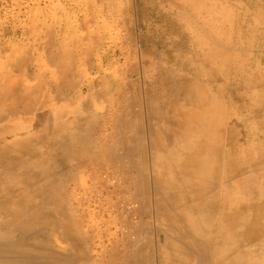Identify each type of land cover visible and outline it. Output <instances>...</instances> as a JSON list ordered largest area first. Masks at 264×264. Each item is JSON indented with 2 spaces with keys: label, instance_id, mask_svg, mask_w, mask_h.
Wrapping results in <instances>:
<instances>
[{
  "label": "rangeland",
  "instance_id": "rangeland-1",
  "mask_svg": "<svg viewBox=\"0 0 264 264\" xmlns=\"http://www.w3.org/2000/svg\"><path fill=\"white\" fill-rule=\"evenodd\" d=\"M109 1H110V3L108 1L104 2V0H103V2H102V0H0V60H1L0 61V68L2 67V69H0V74L2 73V76L4 78L3 79L2 76L0 75V80L3 79L0 81V94H1L0 95V106H3L2 110L0 111V115L2 114V116H4V114H5V116H6V114L8 112L9 114H11V113L13 114V115L12 114L10 115L11 119H14L16 121L20 120V119H24V120H31L32 122H36V121L40 120L41 116H43V115L45 116V115L49 114L50 116H53V113L49 111L50 109H55V110L58 109V111L71 109L72 113L67 114L65 117L74 116L76 114L87 116L88 118H90L87 121V123H89L91 125L89 127L90 132L88 134V137H89L92 145L93 144H95V146L101 145L102 149L104 148L103 150L101 149V153L103 154V156L101 158V161L103 160L101 166L105 169L104 171L107 170V172H110L113 175L114 174L116 175L117 173L119 174L118 177H119L120 181H116V182H118L117 186H119L118 189L120 187H122V189L120 188L119 190L122 192L121 193L122 196L124 195V197H125L124 200L119 199L117 201L118 195L117 194L115 195L112 191H110L113 188V184L109 183L108 185H106L104 187L102 186V184L100 183V179H99V173H97L98 171H96L98 169H97L95 163L90 164L88 169H85V168L77 169L78 171L75 170L74 172H71L69 175L61 178L63 180L58 181V182H60V181L66 182L65 188H66V190H68L67 192H69L68 198L66 199L67 201L65 200L64 202H62V203L60 202V203H61V205H65V206L70 205V207L66 206V208H64V210H67V212H70L73 215L72 217H74V218L80 214L81 215L84 214L82 217L80 216L78 218H80V221H81L79 224V227L81 225L85 234L80 230L81 229V227H80L79 230L74 229L75 232L73 234L74 237L72 236L73 239L71 238V240L68 239V241H64L66 239L60 237L58 235V232L56 234H54L51 231V233H50V229H48L49 227H47V226L43 227V225H42V227H43V229L45 228L44 229L45 231L44 230L41 231L40 229L42 227L40 226L41 227L40 228L39 225H37L35 228V225H36L35 224L34 226H31V229L29 230L30 232H28L29 234L27 233V236L29 237V241L24 240V241H26L24 243L21 240L22 242L20 241V244H22L21 245L22 248L20 247V244H19L20 249L16 250V251L18 252V251H21V249H22L23 254H25V253L28 254L29 251L31 252V249H32L31 247H33L32 245H34V247L36 249L37 248L39 249L42 246L40 244V242L42 241L41 239H43V240L48 239V241H44V242L42 241L41 243L46 244V246H50L51 251L49 250V248H47L48 250L41 248V249H39V251H36L34 249L35 252L38 253V255H36V253H32L33 251L31 252L32 255L35 254L37 257V256L42 255L41 253L44 251L46 253V255H45V253H43L45 256L44 255H42V256H44L45 258H42L40 256V259L41 258L45 259V261H47V262L45 263V261H43L42 259L40 261L38 257H37L38 261L34 259V262H41L40 264H42V263H45V264H48V263L49 264H84V263L89 264V262H91V264H98V262H99V264H110V263H106L109 261V260H107L108 257H110L109 259H110V261H112L111 264L112 263L118 264L119 263L118 261H120V259H121V263L124 264L125 259H123V258H126L128 256V261L126 259V261L128 262L127 264H132V263L138 264L137 263L138 258H139V263L142 264L141 262H143V259L146 256L147 252H152V258H154V256H155V258L160 257L159 259H161V254L163 253L162 250L167 252L166 249L169 247L168 254L171 250L172 253H170V254L173 255V258H172L173 261L171 259H170V261H169V259H167V261H169L168 264H172V263L173 264H187L189 261H190L189 264H200L199 261L197 260V257L193 256V255L197 254V252H194L195 249H193V248L196 247L198 249L197 251L200 252V250H199V247L201 248L200 244L198 243V245H196L192 240H190L191 237H189V236L188 237L184 236V239H183V236H180V234H182L184 231H185L184 232L185 234L188 233L187 231H189L186 224H183L180 221H178V216L180 214H182L183 212H185L187 205H170L174 209L173 210L170 206L164 205V201L162 200V202H161L160 199H158V200H160L158 202L159 203L161 202L162 205H157L155 203L156 200L155 201L153 200V195H152L153 194V192H152L153 188L152 187L154 186V178L156 179L157 170H158L159 166H162L160 168L162 171V174L167 172L163 176L165 179L170 180L171 175H173V174H176L175 177L177 178V180L185 178V175L182 174V172H181L180 164H178L177 162L181 161V163H182L183 161L184 162L186 161V158L183 157V152L189 150V145H191L194 142L195 136L188 135L182 139V138H178L177 135L174 134V131H171L169 129L167 131L165 130L166 131L165 132V131L160 130V128L164 125H169L170 121L174 122L178 118H180L179 113L177 112L176 109L179 106L183 105V100H182L183 96H179V95H182L181 91L186 92L185 89H188L187 90L188 91L187 94H188L191 92V87L193 85H198V84L200 85L202 83L200 85V86L203 85L202 88L200 86H198V87H200L203 90L205 89L204 90L205 92L203 90L202 91L204 92V95L208 96L207 98H209L208 104H207V102H206V104H205V102H202L199 104L197 103L198 106L196 105V107H194L195 105L192 106V104L190 102L191 100H189V102H188L189 104L187 105L188 109L191 110V113L198 116L196 119H199V117L201 118V119H199V124L204 125V130L207 126L208 127L211 126L212 128H214L215 129L214 134L217 137H219L220 140L223 142L225 141V136L227 135L228 131L226 130L225 134L221 133L220 131H218L217 125H220V126L228 125L227 126L228 128L233 127V129L237 130L238 135H240L239 139L241 141L243 140V138L249 139V141L251 142L250 154L255 157V161L257 160L258 162H260L261 165H263L262 164L263 161H261V160L259 161V158L264 155V144L262 143V141H259V139L262 136L264 137V134L262 133V131L260 132L259 129H256V125L254 124V100L252 99V98H254V90H251V89L254 88V74L261 73V71H262V66L260 64V60L258 57L259 53L257 54V52H254V43H255V41H257V37H258L257 32L261 29L264 30V8H262V6H264V0H258V2H257V0H140V1L139 0L138 1L137 0H109ZM111 1L113 2V4H111ZM102 3L103 4L105 3L106 5H102ZM100 4H101V6H104L103 8L107 9V10L105 9V11H107L106 13H104V14H106L105 16H104V14L102 15L103 8L100 6ZM109 4H111L112 6ZM113 5H117V6L114 7ZM135 5H136V8H135ZM106 6L107 7L109 6V7L107 8ZM110 6L112 8H110ZM132 6H134V8ZM96 7L99 9L100 12L98 11V9ZM116 7H118V9L120 8V10H116V11H118L117 13L118 14L120 13L121 16L118 14L116 15V12L114 11V9H116ZM171 7H173V8H171ZM96 9H97V11H95ZM109 9H113V10H110L111 11L110 12V11H108ZM122 10H124V11H122ZM112 11L115 13L116 16L113 15L114 13H112ZM103 12H104V10H103ZM109 13H112V17L114 16L112 18V20H111V15H109ZM134 13H136V14L134 15ZM141 13H143L144 15ZM140 15H142V16H140ZM117 16L119 18H117V20H116L117 22H114V18L116 19ZM131 16H132V18H131ZM125 18H126V20H125ZM109 19H110V22H108ZM104 20H106V22ZM83 21H84V24H81V22L83 23ZM137 21H139L138 24H137ZM123 22H124V24H123ZM126 22H128V23H126ZM174 24H175V26H174ZM109 25H111V26H109ZM131 25H132V27H131ZM133 26H136V27L133 28ZM137 26H138V28H137ZM171 26L173 27V29ZM113 29H114V31H113ZM163 29H165V30H163ZM80 30H82V31H80ZM131 30H133L136 33H134ZM143 30H144V32H143ZM168 30H170V31H168ZM173 30H174V32H172ZM85 31L87 32V34ZM109 31H111V32L109 33ZM84 32H85V36L87 35V36H91V37H89V38H87V36L85 37ZM162 32H164V34L165 33L166 34L164 35ZM185 32L187 34H185ZM95 33L100 34V36H98V37L95 36L94 35ZM170 33H171V35H170ZM172 33L175 34L177 37L175 35L173 36ZM101 35H103V37ZM120 36H121V38H120ZM133 36H135L134 38L137 39V44H135L136 40L134 38H132ZM65 37H67V38L65 39ZM92 37H96V38L92 39ZM126 37H127V39H126ZM72 38H74V39L76 38V40L71 41ZM80 38H83V39L80 40ZM181 38H183L185 41L182 39V41L178 42V39L181 40ZM67 39H69V41ZM164 39H167V40H164ZM79 40H80V42H83V43L77 44L75 47L73 42L79 43ZM163 40H164V42H163ZM145 41L148 43H146ZM172 41L174 43L177 42V44L179 43L181 48L184 45L183 48L181 50H179L180 46L176 47L177 44L175 43V45H174ZM86 43H87V45L85 46ZM182 43H183V45H182ZM89 45L92 46V47H90V49L87 48V46L89 47ZM105 45H106V47H105ZM136 45H139V46H137V47H139L138 51H137ZM165 45H166V47H165ZM168 45H170L171 47ZM172 45H173V47H172ZM129 46H130V48H129ZM167 46L170 48H167ZM83 47H86L87 49L84 50ZM103 47H105V48H103ZM184 47H185V49H184ZM79 48H80V50H79ZM141 48H142V50H141ZM145 48H147V50L150 49V51L145 52L143 50ZM164 48L166 50H164ZM174 48L177 50H175ZM168 49H170L171 52H169L170 50L168 51ZM73 50H75V51H73ZM90 50H91V52H90ZM126 50H127V52H126ZM134 50L136 51V53ZM182 50L184 53L182 52ZM228 50H230V51H228ZM129 51L131 53H129ZM74 52L78 53L77 56H74V55H76ZM167 52H169V55H166V54H168ZM181 52L184 55L185 54L186 55L185 56L182 55ZM71 53H74V55H71ZM254 53H255V55H254ZM65 54H67V55H65ZM83 54H84V56H83ZM85 54H86V56H85ZM123 54H124V56H123ZM125 54H129V55H125ZM135 54H137V58L134 61ZM151 54H153V55L155 54L156 56L155 55L153 56ZM159 54H161V55H159ZM63 55L67 56V57H64ZM158 55H159V57H157ZM126 56L127 57L130 56V57H128V59H126L127 58ZM178 56H179V58H178ZM183 56H184V59L186 61H184V59L182 60ZM186 56L187 57L189 56L190 58L188 57L189 58L188 59ZM192 56H194V57H192ZM87 57H88V59H87ZM169 57H170V59H169ZM71 58H72V61H71ZM74 58H76V59H74ZM129 58L131 60L132 59L133 60L131 61ZM165 58H167V59H165ZM191 58H193V59H191ZM80 59H81V61H80ZM93 59L95 60L94 62H93ZM173 59L175 61H173ZM198 59L200 60V62ZM205 59H206V61H205ZM82 60H84V61H82ZM89 60H90V62H89ZM126 60L127 61L129 60V63ZM177 60H178V63H177ZM188 60H190L191 62ZM73 62L74 63L78 62L79 64H74ZM100 62H101V64H100ZM63 63L65 65H63ZM157 63L160 65V67ZM183 63L186 64L187 66L183 65ZM198 63H201L202 65H200ZM108 64H109V66H107ZM131 64H132V66H131ZM191 64H193V65H191ZM204 64L206 66V69H204L205 68ZM72 65L76 66V69H72L73 68ZM34 66H36V67H34ZM38 66H41L40 69L38 68ZM71 66H72V68H70ZM183 66H184V68H183ZM201 66H202V68L204 67L203 70H202ZM65 67H67L68 70L72 69V72L66 70L67 68H65ZM79 67H81V68H79ZM102 67H104L103 70L101 69ZM129 67H130V70H129ZM145 67H147V68H145ZM198 67L201 70H199ZM212 67H213V69H212ZM35 68L38 70L34 71V70H36ZM78 68L80 69L79 71L77 70ZM82 69H83V71H82ZM90 69H92V70H90ZM121 69H122L123 73H122ZM124 69L126 71H124ZM144 69H145V71H144ZM39 70H40V72H39ZM41 70H43V71L41 72ZM7 71L10 73H8ZM12 71H13V74H12ZM209 71L212 75L209 74ZM4 72L5 73L7 72V75H5ZM14 72L16 73V75H15V77L13 76L14 78L11 79L12 75H14ZM64 72H66V73H64ZM73 72L75 75L73 74ZM100 72H102V73H100ZM131 72H132V74H131ZM196 72H199V73L196 74ZM35 73H37V74L35 75ZM67 73L68 74L71 73L70 74L71 79L68 78L69 75ZM88 73H89V75H88ZM163 73H165V74H163ZM203 73H204V75H203ZM53 74H56V76H54ZM63 74L65 77L63 76ZM66 74H67V76H66ZM93 74H95V75H93ZM195 74H196V76H194ZM4 75L6 77L10 76V79L5 78ZM90 75H93V77ZM98 75L102 81L98 78ZM191 75H193V76H191ZM199 75L203 76V77H200ZM208 75H210V78L208 77ZM17 76H18V78H17ZM48 76H49V78H47ZM166 76H167V79H165ZM206 76L208 77V79ZM213 76H214V79L212 78ZM160 77H161V79L158 80V78H160ZM179 77H181V78L184 77V79H181ZM187 77L190 78V80L186 79ZM191 77H192V79H191ZM25 78L29 79V81L32 80V82L31 81L25 82V81H28ZM67 78H68V80H67ZM80 78H81V80H80ZM119 78H121V79H119ZM195 78L197 80L199 79L198 80L199 82ZM204 78H206V79H204ZM216 78H218V79H216ZM168 79H169L170 83L168 82L167 85L162 84V82H164V81H165V83H167ZM210 79L213 81H211ZM121 80H123V81L121 82ZM141 80H143V81H141ZM154 80L157 82H155ZM195 80H196V82H195ZM5 81H6V84H5ZM23 81L25 82L24 85L21 84ZM51 81H52V83H51ZM73 81H74V83H73ZM173 81L175 82V84L172 83ZM191 81L193 83L195 82L197 84L194 83L192 85ZM138 82L141 84H139ZM47 83H49L50 85ZM72 83L74 86H70ZM125 83H127V84H125ZM156 83H159V84L156 86ZM181 83L184 85H182ZM218 83H219V85L222 86L221 88L218 85ZM19 84L22 86L20 87ZM62 84H64V85H62ZM76 84L78 86H76ZM138 84L140 85L139 87H137ZM169 84H171V85H169ZM179 84L181 86H183V88ZM189 84H191L192 86L191 85L189 86ZM52 85H53V87H52ZM81 85H82V87H81ZM120 85L123 87V89H122V87L120 88ZM150 85H151L152 89H151ZM176 85L179 87H177ZM212 85H214L213 88H212ZM59 86L61 88H59ZM127 86L128 87L130 86L133 88L129 89L130 88L129 87L127 89ZM166 86H168L167 87L168 89L165 88ZM171 86H173V88H175L174 91H173ZM217 86L219 89L217 88ZM13 87H16L15 88L16 90L15 89L12 90ZM18 87H20V88H18ZM42 87H43V89H42ZM57 87H58V89H57ZM67 87H69L70 89ZM71 87H74L75 89L71 88ZM135 87H137V90L141 88L140 89L141 91L140 90L137 91L135 89ZM118 88L121 89L122 91L119 92L120 90ZM145 88H147V89H145ZM160 88L162 90H159ZM50 89L52 90V92L50 91ZM72 89H74V90H72ZM96 89L98 90L97 92H96ZM157 89H158V91H157ZM169 90H171V92L173 91L172 95L170 94L171 92ZM179 90H180V92H178ZM1 91L2 92L5 91V92L2 93ZM12 91H14V92H12ZM61 91H63V92L61 93ZM131 91H133V92H131ZM134 91H135V93H134ZM175 91L177 93H175ZM65 92H67V93H65ZM140 92L143 95H141ZM146 92H147V95H146ZM219 92L221 93V95ZM73 93H74V95H73ZM90 93H91V95H90ZM120 93L122 96L120 95ZM178 93H180V94H178ZM205 93H207V94H205ZM209 93H210V95H209ZM96 94H98V95L100 94V95L98 96ZM138 94L140 95V97L138 96ZM58 95L60 96V99L61 98H63V99L59 100ZM130 95L133 97L135 96L137 98L143 99V100H140L141 102L143 101L141 103L143 105V107H142L143 109L141 108V111L139 113V115L142 114L141 116H139V115L137 116L138 113L135 114L136 113L135 111H133L134 113L132 114V116H131V113H127L128 110L126 109L125 105L127 104L128 98L129 99L132 98ZM141 96H144V97H141ZM156 96L158 98H156ZM64 97H65V99H64ZM151 97H152V99H151ZM250 97L252 100L250 99ZM115 98H117V99H115ZM176 98H178V99H176ZM159 99H161V100H159ZM145 100H146V102H145ZM147 100H149V101H147ZM152 100L154 103L152 102ZM166 100H168V101L166 102ZM35 101L37 102V103H34L36 106L33 104V102H35ZM163 101H164V103H162ZM95 103L97 105L103 106V107H99ZM145 103H146V105H145ZM192 103H193V101H192ZM212 103L216 104L218 106V108H216V110H213ZM107 105H109L110 107ZM148 105L149 106L151 105V106L149 107ZM171 105L172 106L174 105V107H170ZM83 106H86V107L82 108ZM156 106L158 109L156 108ZM168 106H169V108H168ZM97 107H99V108H97ZM90 108H92V109H90ZM145 108H146V111H145ZM155 108L157 111H159V113H157ZM159 108L162 110H159ZM123 109L126 110V112L125 111L122 112ZM147 109L151 110L152 112L151 111L148 112ZM111 110L113 112H111ZM262 111H264V110H262ZM22 112H25V113H22ZM115 112H116V114H115ZM122 113L124 115H122ZM143 113L145 115L148 113L146 115L148 117H146ZM9 114H7V115H9ZM142 116H144L143 119H142ZM130 117H131V119H130ZM111 118H112V120H111ZM122 118H127V122H125V124H123L124 122L122 123ZM172 119H173V121H172ZM218 119H220V120L225 119L226 123H221V122H219ZM100 120L101 121L103 120L101 122V124H100ZM233 120H236V122H234ZM131 121H132V123H130ZM138 123H139V125H138ZM145 123H147V125ZM207 123H208V125H207ZM113 124L116 126L115 129H117V130L114 129ZM125 125L127 128L124 127ZM130 125L131 126L133 125L132 128L130 127ZM160 125H161V127H160ZM137 126L141 128V131L138 132ZM101 127H102V129H101ZM135 127H136V129H135ZM103 128L105 131L103 130ZM147 128H148V130H147ZM154 129H155V132L153 131ZM145 130H147L148 132ZM112 131H113V133H112ZM151 131H153V132H151ZM168 131H169V133H168ZM103 133H105V134H103ZM140 133L143 136H141ZM154 133L156 135L155 138L157 137L156 139L153 138ZM161 133H162V135L164 134L163 137H161L162 136V135H160ZM106 134H108V135H106ZM110 134H111V136H110ZM168 134H170V135H168ZM132 135L134 137H132ZM157 135H159V137ZM135 136H137V138ZM92 137L95 140L92 141ZM114 137H115V139H114ZM142 137L144 139H142ZM145 137H147V138H145ZM168 137L169 138L171 137V138L169 139ZM124 138H126L125 141H123ZM140 138L143 140L144 143L142 142V140H140ZM116 141H117V143H116ZM119 141L120 142L123 141L126 144V147H128V148H126V150H125V149H122L121 147H119V143H120ZM146 141L148 142V144L146 143ZM157 141L160 144H158ZM130 142H132L131 143V145H132L131 149H130V147H131ZM139 143L142 145H139ZM92 145H91V147H92ZM138 147H140L141 149ZM116 148H117V150H116ZM143 148L144 149L146 148L145 153H144ZM108 149H110V151ZM130 150H132V151H130ZM106 151H107V153H106ZM113 151H115V154ZM125 151L127 152L126 157L123 156ZM133 151L135 152V154ZM55 152H56V154L60 153L59 150H56ZM111 152H113V154H111ZM130 152L131 153L133 152V153L131 154ZM104 153H106V154H104ZM147 153L148 154L150 153V154L148 155ZM107 154H109V155H107ZM116 154L119 155L117 158L115 157ZM131 155H132V157H131ZM113 156L115 157V158H113L115 160L111 159ZM150 157H152V158L150 159ZM131 158H133L134 163L131 161ZM145 159H147V160H145ZM149 159H150V161H149ZM117 160L118 161L120 160L119 161L120 163ZM88 161H89V163L91 162V160H88ZM146 161L148 163H145ZM153 161H154V163H153ZM115 162L116 163L118 162L119 165H118V163L116 164ZM135 162H137L139 164H137V163L135 164ZM155 162L158 163V167L155 165ZM74 163H75V161H69L67 164H69V166H70ZM149 163L151 166L150 165L148 166ZM104 166H106V167H104ZM120 166H122V167L120 168ZM107 167H109V168H107ZM139 167H140V169H139ZM148 167H149V169H148L149 172L147 170ZM150 167H151V169H150ZM136 168H138L139 170H137ZM142 168L143 169L146 168V170H147V171H145V170L143 171L144 172L143 177H142ZM127 169H128V171H127ZM81 170H83V171H81ZM136 170L139 172L141 171V172L135 173ZM124 171H127V173ZM34 172L39 173V170L37 168H35ZM86 173H88L89 175ZM151 173L153 176L151 175ZM90 174H91V176H90ZM125 174L126 175L127 174L134 175V177L128 175L129 176V178H128V176H126ZM135 174L136 175L138 174L139 177L136 176ZM124 175L126 176V179H123V178H125ZM75 176H76V178H79V179H73V178H75ZM136 177H138L137 180L140 181V183L138 185L136 184L138 182L136 180ZM145 178H148V181H150L151 183L148 182L147 179H145ZM84 179H85V181H83ZM67 180H68V183H67ZM74 180H75V182H74ZM132 180H136V183L134 185L132 184L133 183ZM141 180H142V182H141ZM145 180H146V183L148 182L147 183L148 185L145 184ZM151 180H153V182ZM89 181H91V183H93V184L91 185V183ZM79 182L82 184H80ZM119 182L121 184H119ZM77 183L79 185H77ZM122 183H123V185H122ZM149 183H150V185H149ZM71 184H73V186ZM140 184H141V186H140ZM151 184L153 185L152 187H151ZM144 185H147V187L149 186L150 188L148 187L149 189H147L146 186L144 188L143 187ZM78 186H80L79 188H81V192H80V189L78 188ZM95 186H96V188H95ZM108 186H109V188H108ZM137 186H138V188H137ZM91 188L94 190L91 191L92 190ZM104 188H106L107 190ZM134 188H137L138 189L137 191H140V189L142 188L141 192H139V193L137 192L136 194L137 195L139 194L138 199L142 198V199H140L141 201H143L144 199L148 200L149 202L146 201L147 205H143V206L131 205L132 203L129 202L128 197H130L133 192H136L135 191L136 189L134 190ZM77 189H79V190H77ZM127 189H128V191H127ZM145 189H146V191H145ZM180 189L183 190V188H178V187L173 188V189H165L161 195L169 197V195H171L173 192L174 193L179 192ZM173 190H175V191H173ZM90 191L92 192V194L90 193ZM144 191H145V193H144ZM188 191L189 190H187V195L189 197H191L192 193H191V191H189V192ZM77 193H79V194H77ZM105 193H106V195H105ZM109 193L110 194L112 193V194L108 196ZM133 194L135 195V193H133ZM148 194L149 195L151 194L152 197L150 198V196H148ZM58 195L61 196V193H59ZM71 196L74 198H72ZM98 196H99V198H98ZM100 196H102V197H100ZM96 197L98 199H100V201H98V199H97V202H99V203L96 202ZM147 197H149V199H146ZM74 199H76L75 202H74ZM102 199H103V201H102ZM114 199H115V201H114ZM106 200H107V202H106ZM113 201L115 203L117 201V203H119V204H117V206H114ZM151 201L154 203L152 204ZM78 202H79V204H78ZM80 204L82 207L80 206ZM87 204H88L89 208H87V206H86ZM106 204H107L108 209H106V206L103 209L104 205H106ZM122 204H124V205H122ZM48 206L51 207V205H42V208L47 209ZM75 206H77V208ZM188 206L191 207V205H188ZM192 206H196V205H192ZM98 207H100V208H98ZM114 207L120 208V210H118ZM133 207H136L138 209L133 208ZM156 207H158V208H156ZM110 208H112V209H110ZM142 208H143L145 215H142L143 212L141 213ZM155 208H156V211L154 210ZM78 209L81 211H79ZM115 209L118 211H115ZM101 210H103L104 213ZM107 210H109V211H107ZM91 211H92V213H91ZM119 211L121 212V214ZM123 211L125 212V215L126 214L128 215L127 217L129 219L127 217L126 218L124 217L125 215H123L124 214ZM154 211H155V214H154ZM164 211H165V215H167V217L163 214ZM98 212H100V214ZM101 212H102V214H101ZM111 212H113V216H115L116 219L114 217H112ZM74 213H76V215L77 214L78 215L75 216ZM90 213H91V215H90ZM97 213L99 215L95 216V215H97ZM114 213H116V214H114ZM139 213L144 217H141V215ZM156 213H160V214H156ZM168 213H170V214L172 213V214L169 215ZM119 214L121 215V217H119V219H118L117 217L120 216ZM245 214L247 216H249L250 211H247V210L244 211V215ZM154 215H155V217L158 215L159 216L162 215V217L158 216L154 220ZM57 216H58L57 218L61 217L60 215H57ZM91 216L93 218L96 217V218H94L95 220L93 219L94 221H92ZM146 218L149 221H147ZM165 218L166 219L169 218L170 220L169 219L166 220ZM81 219H83L84 221H82ZM85 219L87 222L85 221ZM111 219H112V221H111ZM114 219L116 220V222ZM126 219H128V220H126ZM150 219H151V222H150ZM159 219H161V220H159ZM88 220L90 223L88 222ZM117 220H118V222H117ZM97 221H99V222H97ZM121 221H125L126 223L125 222L124 223L127 226H124L125 224L123 222L120 225L119 222L121 223ZM111 222L112 223L114 222L115 224L117 223L116 226H115V224L111 225ZM131 222H132V224H131ZM138 222H140L139 226H138ZM146 222L148 224H146ZM169 222H170V224H172L171 226L168 224ZM154 224L156 225V227H154L155 226ZM97 225L99 226V228H97L98 227ZM118 225H120V226L118 227ZM141 225L145 226V230H144L143 226L141 227ZM152 225H153V227H152ZM173 225H174V227H173ZM128 226L131 229H133V228L134 229L130 230V228ZM86 227H88V229ZM93 227H96V229H94ZM115 227H116V229H114V230L116 232L115 231L113 232V228H115ZM137 227H140L143 230H140L138 228L139 233L135 231L134 232L135 234H134L132 231L137 230L136 229ZM165 227H167V228H165ZM168 227H169V230H168ZM170 227H171V229H170ZM126 228H128V229H126ZM152 228H154V229L152 230ZM214 228H215L214 225H208V226H202L201 227V229H203V230L213 229V230H211L212 233L214 231ZM156 229H158V230H156ZM160 229H162V230L164 229V231L161 230L162 231L161 232V231H159ZM172 230H174V231L172 232ZM146 231L148 232V234ZM157 231H158V233H157ZM165 231H166V233H165ZM33 232L34 233L37 232V234H35L36 237H37V235H39L37 240L35 238V235L32 234ZM120 232L122 233V235ZM125 232H126V236H123V235H125ZM131 232L133 233V235H131ZM149 232H151V234ZM42 233H43V235H42ZM108 233L111 236H108L109 235ZM129 233H130V235H127ZM167 233L170 235L168 236ZM40 234H41V236H40ZM50 234H51V236H50ZM137 234H138V236H137ZM146 234H147V236H146ZM44 235L45 236L49 235V236H46V238H45ZM79 235L80 236L83 235L81 237L84 238L83 239L84 243H83V240H81L82 238ZM116 235L119 238H117ZM142 235H145V237L144 236L143 237L146 240L145 239H142L143 241L140 240L141 238H143V237H141ZM17 236L21 238L22 235L20 233L19 234L17 233ZM31 236H34L35 239H33V237L31 238ZM78 236L81 239H78L79 238ZM84 236H87V238ZM120 236H122V237L120 238ZM161 236L163 237V239ZM164 236H165V238H164ZM174 236L177 237V239H175ZM47 237H49V238H47ZM58 237H59V239H58ZM219 237L222 238L221 234L219 235ZM54 238H56L60 244ZM60 238L63 242L60 241ZM147 238H150L151 240L149 239L147 241ZM76 239H77V241H76ZM96 239H97V241H96ZM116 239H117V241H116ZM118 239H119V241H118ZM164 239H165V242H164ZM185 239H187V240H185ZM217 239H218V237H217ZM89 241H91V242L89 243ZM124 241L127 242V243H125V245L126 244L128 245V243H130V244L128 246H125V245L122 246V243ZM146 241L148 243L151 242L150 246L148 243H146ZM154 241L155 242L158 241V243L156 242L157 243L156 244V243H154ZM169 241H170V243H168ZM186 241H188V242H186ZM190 241L193 243V245L189 244ZM73 242H75V243H73ZM78 242H80L82 244L79 243V245H78L77 244ZM115 242H116V244H115ZM139 242H141V244ZM143 242H144V244H143ZM183 242H185L186 245L188 243L190 246L188 245L187 247H189V248L191 246H193V248L191 247L192 249L188 248L190 250V252L192 250V253L186 251L187 247L183 246V245H185ZM62 243H63V245H62ZM152 243H154L155 245L154 244H153L154 246L151 245ZM24 244H26V245L31 244V245L30 246L25 245V247H24ZM75 244L79 246V247L77 246L78 247V249H76V250H78L77 252L74 250ZM134 244H135V246L133 247ZM158 244L159 245L161 244L162 246L160 245V247H158ZM164 244H166V246ZM16 245L14 247H16ZM117 245H118V247H117ZM143 245L144 246L146 245L145 249H144ZM176 245H178V246L175 247ZM179 245H181L182 248ZM84 246L87 249V252L90 253V254L88 253V255H90V257L86 256L87 254L85 253L86 251H84V249H85V248H83ZM99 246H101V247H99ZM129 246H131V247H129ZM17 247H18V245H17ZM17 247H16V249H17ZM95 247H97V248H95ZM109 247H111V248H109ZM124 247H126V248L128 247V248L123 249ZM157 247L159 248L160 251L157 250L158 249ZM170 247H173V248L170 249ZM183 247H186L185 250L183 249ZM23 248L26 249L25 252H24ZM113 248L116 250V253L113 251ZM142 248H143V250H142ZM179 248H181L180 249L181 252H180ZM28 249H29V251H28ZM52 249H54V250H52ZM55 249H56V251H55ZM92 249L93 250L95 249V250L93 251ZM118 249H120V250H118ZM176 249L178 251H176ZM57 250H59V251H57ZM110 250H111V252H110ZM117 250L119 252L121 251V253L124 250H126L127 252L124 251V254L125 253L127 254L130 251L131 252L133 251V252L132 253L130 252L128 255L125 254L126 256L120 253L121 255H123V257L121 256L122 258L118 259V258H116V255L119 256L120 254H118L119 252L117 253ZM141 250L144 251V253L142 252L143 254L141 253V256L144 254L145 255L142 256L141 260H140V257H139L140 254L138 255V253L141 252ZM101 251H102V254L100 253ZM155 251L159 252L158 253L159 256H157V254H156L157 252L155 253ZM49 252H51L52 254L50 255ZM55 252H58L61 256L60 258H63L64 260L60 259L58 257L59 255H57V253H55ZM19 253H21V252H19ZM114 253H115V256H114ZM185 253H187V254L190 253L193 257L190 256L189 261H188L186 259L189 256V254H188V256H186ZM203 253L201 254V252H200V254H198V255L203 256L205 254V253L204 254ZM14 254H15V256L17 255L15 252V253H12V256H14ZM27 254L25 256H23V255H17V256H19V258H20V256L25 257L26 260L28 259L27 263L30 264L32 262L31 260H30L31 262L29 261V259H31L30 258L31 254L29 255L30 257L27 256ZM71 254H72V256L74 255L73 257L78 256V258H75V259H79V260L74 259L73 261H70V260H72V258L71 259L68 258L69 260L67 261L65 258L70 257L69 255H71ZM81 254H82V256L84 254L83 257L86 256V258H84V259L91 258L92 256L93 257L90 259V261H89V259L88 260H83V259L81 260V258H83L80 256ZM105 254H107V255H105ZM134 254H135V259H133ZM153 254H154V256H153ZM178 254L182 255V256L185 255L186 258H183L182 256L178 257L177 256ZM112 255L114 256V258L117 259V261H116V259L111 260V257L113 258ZM101 256H102V258H101ZM105 256L107 259H105ZM137 256H138V258H137ZM201 256H199L198 258H201ZM49 257H50V259H49ZM33 258H35L34 255L32 256V259ZM52 258H55V259H52ZM155 258L152 259V262L153 263L155 262V264H159L156 262V261H159V259L157 260ZM191 258H193V259H191ZM203 258L200 260L202 262L201 264H204V263L209 264V262L211 264H213V261H214V264H225L223 262L222 258L210 257V259H209L208 257L205 258V255L203 256ZM207 258L210 261H207L206 260ZM99 259L100 260L103 259L102 260L103 262L105 260L106 261L104 263H102ZM130 259H133L134 261L131 262ZM23 260H22V262H23ZM26 260H24V261H26ZM91 260H93V262ZM94 260H95V262H94ZM135 260H136V262H135ZM54 261H55V263H54ZM114 261H115V263H114ZM171 261H172V263H171ZM196 261H198V263ZM205 261H207V263ZM24 263H26V262H24ZM34 264H37V263H34Z\"/></svg>",
  "mask_w": 264,
  "mask_h": 264
},
{
  "label": "bare ground",
  "instance_id": "bare-ground-1",
  "mask_svg": "<svg viewBox=\"0 0 264 264\" xmlns=\"http://www.w3.org/2000/svg\"><path fill=\"white\" fill-rule=\"evenodd\" d=\"M106 1H108L109 3H110V1L109 0H104V2H106ZM138 1V0H137ZM140 1V0H139ZM98 2V1H97ZM101 2V1H100ZM102 2H103V0H102ZM136 3V2H135ZM111 4H113V2L111 1ZM111 4H109V5H111ZM116 4V3H115ZM138 4V3H137ZM147 4V3H146ZM177 4V3H176ZM102 5H106L105 3L103 4L102 3ZM133 5V4H132ZM100 6H101V4H100ZM112 6V5H111ZM110 6V8H112ZM114 7L115 6H117V5H113ZM139 6V5H138ZM143 6V5H142ZM102 8L104 7V6H101ZM107 7V6H106ZM109 7V6H108ZM107 7V8H108ZM133 8H134V6H132ZM97 8V7H96ZM101 8V9H102ZM135 8H136V5H135ZM138 8V7H137ZM142 8V7H141ZM171 8H173V7H171ZM98 9V8H97ZM97 9L95 10V11H97ZM105 9L106 8H103V10H104V12H103V10H102V15L104 14V13H106L107 11H105ZM114 9V8H113ZM113 9H109L108 11H110V10H113ZM144 9V8H143ZM165 9V8H164ZM170 9V8H169ZM107 10V9H106ZM116 10H120V8L118 9V7H116V9H114V11L116 12V15L118 14L117 12L118 11H116ZM172 10V9H171ZM98 11H99V9H98ZM122 11H124V10H122ZM133 11V10H132ZM138 11V10H137ZM136 11V12H137ZM100 12V11H99ZM111 12V11H110ZM142 12V11H141ZM145 12V11H144ZM112 13H114L113 11H112ZM112 13H109V15H111V20H112V18L114 17V16H116L115 15V13L113 14L114 16L112 17ZM140 13V12H139ZM128 14V13H127ZM136 13H134V15H135ZM141 14H143V13H141ZM106 14H104V16H105ZM118 15H120V13L118 14ZM124 15V14H123ZM144 15V14H143ZM93 16V15H92ZM96 16V15H95ZM121 16V15H120ZM126 16V15H125ZM124 16V17H125ZM130 16V15H129ZM140 16H142V15H140ZM146 16V15H145ZM165 16V15H164ZM108 17V16H107ZM135 17V16H134ZM51 18V17H50ZM110 18V17H109ZM117 18H119L118 16L116 17V19L114 18V22H117L116 20H117ZM129 18V17H128ZM131 18H132V16H131ZM130 18V19H131ZM141 18V17H140ZM145 18V17H144ZM124 19V18H123ZM163 19V18H162ZM167 19V18H166ZM165 19V20H166ZM172 19V18H171ZM125 20H126V18H125ZM128 20V19H127ZM145 20V19H144ZM149 20V19H148ZM105 22H106V20H104ZM119 21V20H118ZM122 21V20H121ZM131 21V20H130ZM50 22V21H49ZM57 22V21H56ZM108 22H110V19H109V21ZM138 22L139 21H137V24H138ZM51 23V22H50ZM119 23V22H118ZM126 23H128V22H126ZM132 23V22H131ZM141 23V22H140ZM146 23V22H145ZM81 24H84V21H83V23L81 22ZM123 24H124V22H123ZM144 24V23H143ZM157 24V23H156ZM161 24V23H160ZM165 24V23H164ZM169 24V23H168ZM172 24V23H171ZM126 25V24H125ZM129 25V24H128ZM155 25V24H154ZM173 25V24H172ZM98 26V25H97ZM96 26V27H97ZM109 26H111V25H109ZM153 26V25H152ZM156 26V25H155ZM174 26H175V24H174ZM82 27V26H81ZM131 27H132V25H131ZM134 27H136V26H133V28ZM157 27V26H156ZM159 27V26H158ZM161 27V26H160ZM172 27V26H171ZM85 28V27H84ZM137 28H138V26H137ZM136 28V29H137ZM163 28V27H162ZM177 28V27H176ZM86 29V28H85ZM142 29V28H141ZM152 29V28H151ZM150 29V30H151ZM158 29V28H157ZM160 29V28H159ZM172 29H173V27H172ZM171 29V30H172ZM163 30H165V29H163ZM80 31H82V30H80ZM113 31H114V29H113ZM131 31H133V30H131ZM138 31V30H137ZM146 31V30H145ZM153 31V30H152ZM168 31H170V30H168ZM178 31V30H177ZM176 31V32H177ZM78 32V31H77ZM86 32V31H85ZM85 32H84V36H85ZM100 32V31H99ZM111 31H109V33H110ZM129 32V31H128ZM134 32V31H133ZM140 32V31H139ZM143 32H144V30H143ZM148 32V31H147ZM157 32V31H156ZM159 32V31H158ZM172 32H174V30L172 31ZM183 32V31H182ZM134 33H136V32H134ZM163 34H164V32H162ZM169 33V32H168ZM69 34V33H68ZM86 34H87V32H86ZM145 34V33H144ZM158 34V33H157ZM156 34V35H157ZM160 34V33H159ZM166 34V33H165ZM164 34V35H165ZM178 34V33H177ZM183 34V33H182ZM185 34H187L186 32H185ZM83 35V34H82ZM95 36H100V34H94ZM134 35V34H133ZM136 35V34H135ZM170 35H171V33H170ZM172 35L174 36L175 34H173L172 33ZM87 36V35H86ZM85 36V37H86ZM102 37H103V35H101ZM142 36V35H141ZM147 36V35H146ZM161 36V35H160ZM176 36V35H175ZM184 36V35H183ZM188 36V35H187ZM83 37V36H82ZM89 37H91V36H87V38H89ZM135 36H133L132 38H134ZM169 37V36H168ZM177 37V36H176ZM67 37H65V39H66ZM69 38V37H68ZM84 38V37H83ZM83 38H80V40L81 39H83ZM94 38H96V37H92V39H94ZM101 38V37H100ZM120 38H121V36H120ZM137 38V37H136ZM150 38V37H149ZM148 38V39H149ZM156 38V37H155ZM173 38V37H172ZM73 39V40H72ZM71 39V41H74V40H76V38L74 39V38H72ZM85 39V38H84ZM126 39H127V37H126ZM135 39V38H134ZM143 39V38H142ZM169 39V38H168ZM174 39V38H173ZM172 39V40H173ZM176 39V38H175ZM182 39L183 38H181V40H179L178 39V42H180V41H182ZM63 40V39H62ZM68 41H69V39H67ZM80 40H79V43L77 42H73V44L75 45V47H76V45L77 44H80V43H83V42H80ZM136 40V41H135ZM134 41L136 42L135 44H137V39H135ZM139 40V39H138ZM162 40V39H161ZM164 40H167V39H164ZM164 40H163V42H164ZM171 40V39H170ZM184 40V39H183ZM129 41V40H128ZM131 41V40H130ZM151 41V40H150ZM149 41V42H150ZM169 41V40H168ZM185 41V40H184ZM183 41V42H184ZM232 41V40H231ZM88 42V41H87ZM108 42V41H107ZM146 42V41H145ZM161 42V41H160ZM162 42V43H163ZM173 42V41H172ZM66 43V42H65ZM104 43V42H103ZM123 43V42H122ZM146 43H148V42H146ZM145 43V44H146ZM176 44H177V42H175ZM175 43L173 42V44L175 45ZM67 44V43H66ZM100 44V43H99ZM139 44V43H138ZM144 44V45H145ZM179 44V43H178ZM177 44V46L176 47H178V46H180V44L178 45ZM87 45V43L85 44V46ZM127 45V44H126ZM125 45V46H126ZM154 45V44H153ZM152 45V46H153ZM157 45V44H156ZM167 45V44H166ZM166 45H165V47H166ZM182 45H183V43H182ZM80 46V45H79ZM98 46V45H97ZM137 46H139V45H136V47ZM151 46V47H152ZM168 46H170V45H168ZM167 46V48H170V47H168ZM184 46V45H183ZM183 46H182V48H183ZM63 47V46H62ZM61 47V48H62ZM90 47H92V46H90L89 45V47L87 46V48H89L90 49ZM105 47H106V45H105ZM105 47H103V48H105ZM122 47V46H121ZM144 47V46H143ZM142 47V48H143ZM172 47H173V45H172ZM175 47V48H176ZM16 48V47H15ZM86 47H83V49L84 50H86L87 49ZM124 48V47H123ZM129 48H130V46H129ZM138 48L139 47H137V51H138ZM142 48H141V50H142ZM174 48V49H175ZM181 48V46H180V49L179 50H181L182 49ZM230 48V47H229ZM74 49V48H73ZM76 49V48H75ZM82 49V48H81ZM92 49V48H91ZM107 49V48H106ZM155 49V48H154ZM172 49V48H171ZM184 49H185V47H184ZM38 50V49H37ZM79 50H80V48H79ZM83 50V51H84ZM96 50V49H95ZM121 50V49H120ZM145 52L146 51H150V49L149 50H147V48H145V49H143ZM157 50V49H156ZM161 50V49H160ZM164 50H166L165 48H164ZM170 49H168V51H169ZM175 50H177V49H175ZM39 51V50H38ZM42 51V50H41ZM73 51H75V50H73ZM82 51V50H81ZM94 51V50H93ZM100 51V50H99ZM132 51V50H131ZM135 51V50H134ZM227 51V50H226ZM228 51H230V50H228ZM32 52V51H31ZM90 52H91V50H90ZM101 52V51H100ZM126 52H127V50H126ZM169 52H171V50L169 51ZM169 52H167L168 54H166V55H169ZM182 52H183V50H182ZM181 52V53H182ZM186 52V51H185ZM194 52V51H193ZM192 52V53H193ZM197 52V51H196ZM67 53V52H66ZM74 53L76 54V55H74ZM74 53H71V55H74V56H77V52H74ZM81 53V52H80ZM86 53V52H85ZM125 53V52H124ZM129 53H131L130 51H129ZM135 53H136V51H135ZM140 53V52H139ZM142 53V52H141ZM164 53V52H163ZM184 53V52H183ZM182 53V55H184ZM16 54V53H15ZM91 54V53H90ZM138 54V53H137ZM137 54H135V59H134V61L136 60V58H137ZM156 54V53H155ZM154 54V55H155ZM158 54V53H157ZM173 54V53H172ZM65 55H67V54H65ZM80 55V54H79ZM88 55V54H87ZM125 55H129V54H125ZM150 55V54H149ZM151 55H153V54H151ZM153 55V56H154ZM159 55H161V54H159ZM159 55L157 56V57H159ZM186 55V54H185ZM184 55V56H185ZM189 55V54H188ZM196 55V54H195ZM61 56V55H60ZM64 56V55H63ZM81 56V55H80ZM83 56H84V54H83ZM85 56H86V54H85ZM123 56H124V54H123ZM156 56V55H155ZM163 56V55H162ZM184 56H183V58H182V60L184 59ZM14 57V56H13ZM64 57H67V56H64ZM72 57V56H71ZM100 57V56H99ZM111 57V56H110ZM127 57V56H126ZM128 57H130V56H128ZM128 57L126 58V59H128ZM181 57V56H180ZM187 57V56H186ZM189 57V56H188ZM187 57V58H188ZM192 57H194V56H192ZM62 58V57H61ZM77 58V57H76ZM76 58H74V59H76ZM133 58V57H132ZM162 58V57H161ZM160 58V59H161ZM178 58H179V56H178ZM186 58V59H187ZM190 58V57H189ZM188 58V59H189ZM206 58V57H205ZM83 59V58H82ZM87 59H88V57H87ZM130 59V58H129ZM147 59V58H146ZM163 59V58H162ZM165 59H167V58H165ZM169 59H170V57H169ZM191 59H193V58H191ZM201 59V58H200ZM131 60V59H130ZM133 60V59H132ZM131 60V61H132ZM196 60V59H195ZM199 60V59H198ZM202 60V59H201ZM1 61V60H0ZM10 61V60H9ZM71 61H72V58H71ZM74 61V60H73ZM80 61H81V59H80ZM82 61H84V60H82ZM95 60L93 59V62H94ZM127 61V60H126ZM138 61V60H137ZM141 61V60H140ZM144 61V60H143ZM147 61V60H146ZM173 61H175L174 59H173ZM184 61H186L185 59H184ZM188 61H190V60H188ZM187 61V62H188ZM194 61V60H193ZM205 61H206V59H205ZM89 62H90V60H89ZM103 62V61H102ZM128 63H129V60L127 61ZM142 62V61H141ZM145 62V61H144ZM143 62V63H144ZM186 62V63H187ZM191 62V61H190ZM189 62V63H190ZM195 62V61H194ZM199 62H200V60H199ZM204 62V61H203ZM70 63V62H69ZM74 63V62H73ZM82 63V62H81ZM96 63V62H95ZM110 63V62H109ZM133 63V62H132ZM177 63H178V60H177ZM193 63V62H192ZM206 63V62H205ZM230 63V62H229ZM48 64V63H47ZM53 64V63H52ZM58 64V63H57ZM74 64H79L78 62L77 63H74ZM91 64V63H90ZM98 64V63H97ZM100 64H101V62H100ZM124 64V63H123ZM122 64V65H123ZM140 64V63H139ZM146 64V63H145ZM158 64V63H157ZM198 64H200V65H202L201 63H198ZM63 65H65L64 63H63ZM67 65V64H66ZM96 65V64H95ZM128 65V64H127ZM159 65V64H158ZM181 65V64H180ZM183 65H186V64H184L183 63ZM191 65H193V64H191ZM190 65V66H191ZM231 65V64H230ZM73 66V65H72ZM72 66L70 67V68H72ZM78 66V65H77ZM99 66V65H98ZM107 66H109V64L107 65ZM120 66V65H119ZM130 66V65H129ZM131 66H132V64H131ZM135 66V65H134ZM187 66V65H186ZM189 66V65H188ZM197 66V65H196ZM204 66H205V64H204ZM8 67V66H7ZM34 67H36V66H34ZM40 67L41 66H38V68L40 69ZM47 67V66H46ZM68 67V66H67ZM67 67H65V68H67ZM75 67V68H74ZM95 67V66H94ZM159 67H160V65H159ZM208 67V66H207ZM5 68V67H4ZM3 68V69H4ZM33 68V67H32ZM52 68V67H51ZM50 68V69H51ZM60 68V67H59ZM79 68H81V67H79ZM77 69L78 71L80 70V69ZM103 68L104 67H102L101 69L103 70ZM106 68V67H105ZM127 68V67H126ZM145 68H147V67H145ZM167 68V67H166ZM183 68H184V66H183ZM189 68V67H188ZM187 68V69H188ZM192 68V67H191ZM190 68V69H191ZM199 68V67H198ZM201 68H202V66H201ZM204 68V67H203ZM203 68H202V70H203ZM0 69H2V67L0 68ZM36 69V68H35ZM42 69V68H41ZM62 69V68H61ZM72 69H76V66H73V68ZM72 69L71 70H68V68L66 69V70H68V71H71L72 72ZM100 69V70H101ZM107 69V68H106ZM120 69V68H119ZM134 69V68H133ZM136 69V68H135ZM204 69H206V66H205V68ZM209 69V68H208ZM212 69H213V67H212ZM38 69H36V70H34V71H37ZM65 70V69H64ZM90 70H92V69H90ZM109 70V69H108ZM107 70V71H108ZM129 70H130V67H129ZM128 70V71H129ZM137 70V69H136ZM185 70V69H184ZM196 70V69H195ZM199 70H201L200 68H199ZM33 71V70H32ZM31 71V72H32ZM43 70H41V72H42ZM67 71V72H68ZM82 71H83V69H82ZM121 71H122V69H121ZM124 71H126L125 69H124ZM144 71H145V69H144ZM215 71V70H214ZM8 72V71H7ZM7 72L5 73L4 72V74L5 75H7ZM17 72V71H16ZM39 72H40V70H39ZM96 72V71H95ZM141 72V71H140ZM143 72V71H142ZM163 72V71H162ZM168 72V71H167ZM203 72V71H202ZM208 72V71H207ZM216 72V71H215ZM8 73H10V72H8ZM38 73V72H37ZM37 73H35V75L37 74ZM56 73V72H55ZM64 73H66V72H64ZM100 73H102V72H100ZM122 73H123V71H122ZM121 73V74H122ZM135 73V72H134ZM161 73V72H160ZM189 73V72H188ZM197 73H199V72H196V74ZM201 73V72H200ZM12 74H13V71H12ZM42 74V73H41ZM68 74V73H67ZM67 74H66V76H67ZM70 74L71 73H69L68 75H69V77L68 78H70ZM73 74H74V72H73ZM131 74H132V72H131ZM139 74V73H138ZM141 74V73H140ZM163 74H165V73H163ZM196 74L194 75V76H196ZM209 74L210 75H212L211 73H210V71H209ZM214 74V73H213ZM1 76H2V73L0 74ZM4 75V76H5ZM15 75H16V73L14 72V75H12V77H11V79L12 78H14L15 77ZM24 75V74H23ZM54 76H56V74H53ZM75 75V74H74ZM88 75H89V73H88ZM93 75H95V74H93ZM93 75H90V76H92L93 77ZM202 75V74H201ZM203 75H204V73H203ZM210 75H208V77L210 78ZM219 75V74H218ZM14 76V77H13ZM63 76H64V74H63ZM106 76V75H105ZM115 76V75H114ZM123 76V75H122ZM168 76V75H167ZM167 76L165 77V79H167ZM191 76H193V75H191ZM200 76V75H199ZM60 77V76H59ZM65 77V76H64ZM95 77V76H94ZM102 77V76H101ZM131 77V76H130ZM159 77V76H158ZM200 77H203V76H200ZM207 77V76H206ZM208 77H207V79H208ZM218 77V76H217ZM2 78H3V76H2ZM5 78H9L10 79V76H5ZM17 78H18V76H17ZM47 78H49V76L47 77ZM55 78V77H54ZM68 78H67V80H68ZM86 78V77H85ZM90 78V77H89ZM98 78H99V75H98ZM116 78V77H115ZM124 78V77H123ZM153 78V77H152ZM164 78V77H163ZM162 78V79H163ZM179 78H181V77H179ZM178 78V79H179ZM213 79H214V76L212 77ZM4 79V78H3ZM3 79H1V80H3ZM26 79V78H25ZM24 79V80H25ZM71 79V78H70ZM100 79V78H99ZM119 79H121V78H119ZM130 79V78H129ZM137 79V78H136ZM142 79V78H141ZM156 79V78H155ZM159 79H161V77L160 78H158V80ZM164 79V80H165ZM175 79V78H174ZM181 79H184V77L183 78H181ZM186 79H188V80H190V78H186ZM191 79H192V77H191ZM196 79V78H195ZM204 79H206V78H204ZM216 79H218V78H216ZM221 79V78H220ZM0 80V81H1ZM26 80H28V81H25V82H32V80H30L29 81V79H26ZM80 80H81V78H80ZM101 80V79H100ZM134 80V79H133ZM152 80V79H151ZM177 80V79H176ZM197 80V79H196ZM196 80H195V82H196ZM199 80V79H198ZM197 80V81H198ZM211 80V79H210ZM17 81V80H16ZM34 81V80H33ZM48 81V80H47ZM61 81V80H60ZM59 81V82H60ZM84 81V80H83ZM102 81V80H101ZM123 80H121V82H122ZM132 81V80H131ZM130 81V82H131ZM141 81H143V80H141ZM155 81V80H154ZM172 81V80H171ZM202 81V80H201ZM211 81H213V80H211ZM210 81V82H211ZM219 81V80H218ZM24 82V81H23ZM21 83V84H25V82L24 83ZM44 82V81H43ZM58 82V83H59ZM62 82V81H61ZM64 82V81H63ZM67 82V81H66ZM77 82V81H76ZM79 82V81H78ZM105 82V81H104ZM108 82V81H107ZM148 82V81H147ZM151 82V81H150ZM155 82H157V81H155ZM168 82L170 83V81H169V79H168V81H167V83H165V81L164 82H162V84H168ZM180 82V81H179ZM182 82V81H181ZM194 82V83H195ZM199 82V81H198ZM50 83V82H49ZM49 83H47V84H49ZM51 83H52V81H51ZM55 83V82H54ZM57 83V84H58ZM65 83V82H64ZM70 83V82H69ZM68 83V84H69ZM73 83H74V81H73ZM73 83L70 85V86H74L73 85ZM81 83V82H80ZM135 83V82H134ZM139 83V82H138ZM172 83H174L175 84V82L173 81ZM177 83V82H176ZM192 81H191V84L193 85L194 84ZM212 83V82H211ZM217 83V82H216ZM215 83V84H216ZM5 84H6V81H5ZM43 84V83H42ZM45 84V83H44ZM67 84V85H68ZM110 84V83H109ZM125 84H127V83H125ZM139 84H141V83H139ZM138 84V86L137 87H139L140 85ZM147 84V83H146ZM152 84V83H151ZM159 83H156V86L158 85ZM182 84V83H181ZM191 84H189V86L191 85ZM195 84H197V83H195ZM202 84V83H201ZM200 84V85H201ZM50 85V84H49ZM54 85V84H53ZM53 85H52V87H53ZM62 85H64V84H62ZM61 85V86H62ZM66 85V84H65ZM91 85V84H90ZM122 85V84H121ZM120 85V88L122 87ZM137 85V84H136ZM169 85H171V84H169ZM173 85V84H172ZM180 85V84H179ZM182 85H184V84H182ZM187 85V84H186ZM191 85V86H192ZM199 84L198 85H193L192 87H191V92L190 93H188L187 94V90L188 89H185L186 90V92L184 91V92H182L181 91V94L182 95H179V96H183V98H182V100H183V105H181V106H179L176 110H177V112L179 113V116H180V118H178L176 121H174V122H171L170 121V124L169 125H164V126H162L161 127V125H160V130H162V131H167V130H171V131H174V134L175 135H177V137L178 138H185L186 136H188V135H193V136H195V139H194V142L191 144V145H189V150L188 151H185V152H183V157H185L186 158V161L184 162H182L181 163V161H178L177 163L178 164H180V168H181V172H182V174H184L185 175V178L184 179H178L177 180V178L175 177L176 176V174H173V175H171V179L169 180V179H165L163 176H164V174H166V173H164V174H162V171H161V167L162 166H159L158 167V163H156L155 162V165L158 167V170H157V175H156V179L154 178V186L151 184V187L153 188L152 189V192H153V200L155 201L156 200V204L157 205H162V200L164 201V205H168V206H170V205H187L186 206V210H185V212H183L182 214H180L179 216H178V221H180L181 223H183V224H186L187 225V227H188V229H189V231H187L188 233H182V234H180V236H183V239H184V236L186 237H191V239L190 240H192L196 245H198V243L200 244V246H201V248L199 247V250H200V252H201V254L203 253L204 255H205V258L206 257H208L209 259H210V257H213V258H222L223 259V262L225 263V264H264V155L262 156V157H260L259 158V161L261 160V161H263L262 162V164L263 165H261L260 164V162H258L257 160L255 161V157L254 156H252L251 154H250V146H251V142L249 141V139H244L243 138V140L241 141L240 139H239V136L240 135H238V132H237V130H235V129H233V127H227L228 125H226V126H220V125H217V129H218V131H220L221 133H223V134H225L226 133V130L228 131L227 132V135L225 136V141L223 142V141H221L220 140V138L219 137H217L215 134H214V131H215V129L214 128H212L211 126L210 127H206L205 128V130H204V125L202 124V125H200L199 124V119H201L200 117H199V119H196L198 116L197 115H194V114H192L191 113V110H189L188 109V102H189V100H191L190 102H191V104H192V106H194V107H196V105H197V103L199 104V103H202V102H205V104H206V102H207V104H208V99L209 98H207L208 96H206V95H204V90L203 89H201L202 88V86H200ZM218 85H219V83H218ZM3 86V85H2ZM19 86L21 87L22 85H20L19 84ZM43 86V85H42ZM58 86V85H57ZM69 86V87H70ZM76 86H78L77 84H76ZM75 86V87H76ZM92 86V85H91ZM102 86V85H101ZM106 86V85H105ZM125 86V85H124ZM146 86V85H145ZM163 86V85H162ZM177 86V85H176ZM181 86V85H180ZM188 86V85H187ZM198 86H200V87H198ZM220 86V88L222 87L221 85H219ZM20 87H18V88H20ZM44 87V86H43ZM43 87H42V89H43ZM50 87V86H49ZM69 87H67V88H69ZM80 87V86H79ZM78 87V88H79ZM81 87H82V85H81ZM100 87V86H99ZM130 87V86H129ZM128 86H127V89L129 88ZM137 87H135V89L137 90ZM143 87V86H142ZM150 87H151V85H150ZM160 87V86H159ZM168 86H166L165 88H167ZM170 87V86H169ZM172 87V89H173V91L175 90V88H173V86H171ZM177 87H179V86H177ZM182 88H183V86H181ZM214 87V85H212V88ZM16 87H13L12 88V90H14ZM59 88H61L60 86H59ZM71 88H74V87H71ZM126 88V87H125ZM131 88H133V87H130L129 89H131ZM149 88V87H148ZM217 88H218V86H217ZM57 89H58V87H57ZM70 89V88H69ZM75 89V88H74ZM74 89H72V90H74ZM119 89V88H118ZM122 89H123V87H122ZM141 89V88H140ZM140 89H138V90H140ZM145 89H147V88H145ZM144 89V90H145ZM151 89H152V87H151ZM168 89V88H167ZM219 89V88H218ZM263 89V88H262ZM16 90V89H15ZM71 90V91H72ZM82 90V89H81ZM120 91L119 92H121L122 90L121 89H119ZM126 90V89H125ZM137 90V91H138ZM143 90V91H144ZM159 90H162L161 88L159 89ZM204 92H203V91ZM214 90V89H213ZM233 90V89H232ZM251 90H254V88L253 89H251ZM50 91L52 92V90L50 89ZM59 91V90H58ZM87 91V90H86ZM94 91V90H93ZM98 90L96 89V92H97ZM141 91V90H140ZM157 91H158V89H157ZM170 92H171V90H169ZM172 91V92H173ZM177 91V90H176ZM175 91V93H177ZM220 91V90H219ZM239 91V90H238ZM250 91V90H249ZM260 92H261V90H259ZM2 92V91H1ZM3 92H5V91H3ZM2 92V93H3ZM12 92H14V91H12ZM63 91H61V93H62ZM68 92V91H67ZM67 92H65V93H67ZM92 92V91H91ZM131 92H133V91H131ZM130 92V93H131ZM156 92V91H155ZM168 92V91H167ZM170 93L171 95L173 94V93ZM178 92H180V90L178 91ZM217 92V91H216ZM221 92V91H220ZM219 92V93H220ZM229 92V91H228ZM240 92V91H239ZM252 92V91H251ZM256 92H257V89H256ZM259 92V93H260ZM264 92V90L262 91V93L261 94H264L263 93ZM9 93V92H8ZM7 93V94H8ZM60 93V94H61ZM70 93V92H69ZM125 93V92H124ZM134 93H135V91H134ZM139 93V92H138ZM144 93V92H143ZM151 93V92H150ZM218 93V94H219ZM258 93V92H257ZM119 94V93H118ZM140 94H141V92H140ZM145 94V93H144ZM178 94H180V93H178ZM177 94V95H178ZM184 94V95H183ZM205 94H207V93H205ZM217 94V95H218ZM229 94V93H228ZM1 95V94H0ZM3 95V94H2ZM12 95V94H11ZM73 95H74V93H73ZM90 95H91V93H90ZM89 95V96H90ZM96 95H98V94H96ZM95 95V96H96ZM100 95V94H99ZM98 95V96H99ZM120 95H121V93H120ZM141 95H143V94H141ZM146 95H147V92H146ZM161 95V94H160ZM164 95V94H163ZM166 95V94H165ZM175 95V94H174ZM204 95V96H203ZM209 95H210V93H209ZM220 95H221V93H220ZM219 95V96H220ZM225 95V94H224ZM235 95V94H234ZM256 95V94H255ZM40 96V95H39ZM56 96V95H55ZM59 96V95H58ZM87 96V95H86ZM122 96V95H121ZM131 96V95H130ZM138 96L140 97V95L138 94ZM203 96V97H202ZM206 96V97H205ZM228 96V95H227ZM257 96H260V97H262L261 95H257ZM62 97V96H61ZM68 97V96H67ZM78 97V96H77ZM112 97V96H111ZM132 98H128V101H127V104L125 105L126 106V109L128 110V112L127 113H131V116H132V114L134 113L133 111H135L136 113L135 114H137V116L139 115V113H140V111H141V108L143 107V105L141 104L142 102L140 101V100H143V99H140V98H137V97H133V96H131ZM141 97H144V96H141ZM166 97V96H165ZM221 97V96H220ZM242 97V96H241ZM255 97V96H254ZM259 97V98H260ZM15 98V97H14ZM40 98V97H39ZM59 98V100H61V99H63V98H61L60 99V96L58 97ZM114 98V97H113ZM123 98V97H122ZM127 98V97H126ZM156 98H158L157 96H156ZM179 98V97H178ZM178 98H176V99H178ZM203 98V99H202ZM64 99H65V97H64ZM69 99V98H68ZM115 99H117V98H115ZM151 99H152V97H151ZM150 99V100H151ZM175 99V100H176ZM250 99H251V97H250ZM253 100H254V98H252ZM251 99V100H252ZM38 100V99H37ZM67 100V99H66ZM158 100V99H157ZM156 100V101H157ZM159 100H161V99H159ZM40 101V100H39ZM38 101V102H39ZM86 101V100H85ZM113 101V100H112ZM147 101H149V100H147ZM168 100H166V102H167ZM192 101H193V103H192ZM228 101V100H227ZM250 101V100H249ZM145 102H146V100H145ZM152 102H153V100H152ZM177 102V101H176ZM34 103H37L36 101L35 102H33V104ZM74 103V102H73ZM154 103V102H153ZM162 103H164V101L162 102ZM175 103V102H174ZM182 103V102H181ZM252 103V102H251ZM255 103V102H254ZM42 104V103H41ZM72 104V103H71ZM96 104V103H95ZM115 104V103H114ZM117 104V103H116ZM158 104V103H157ZM253 104V103H252ZM256 104V103H255ZM263 104V103H262ZM35 105V104H34ZM97 105V104H96ZM113 105V104H112ZM145 105H146V103H145ZM144 105V106H145ZM160 105V104H159ZM261 105V104H260ZM33 106V105H32ZM36 106V105H35ZM97 106H99V105H97ZM105 106V105H104ZM107 106H109V105H107ZM149 106V105H148ZM151 106V105H150ZM149 106V107H150ZM153 106V105H152ZM163 106V105H162ZM191 106V107H192ZM198 106V105H197ZM201 106V105H200ZM199 106V107H200ZM255 106V105H254ZM19 107V106H18ZM86 106H83L82 108H85ZM99 107H103V106H99ZM99 107H97V108H99ZM110 107V106H109ZM108 107V108H109ZM112 107V106H111ZM120 107V106H119ZM148 107V108H149ZM170 107H174V105L172 106H170ZM259 107V106H258ZM257 107V108H258ZM2 108H3V106H0V111L2 110ZM122 108V107H121ZM156 108H157V106H156ZM156 108H155V110H156ZM163 108V107H162ZM168 108H169V106H168ZM212 108H213V110H216V108H218V106L216 105V104H213L212 103ZM259 108H261V107H259ZM31 109V108H30ZM87 109V108H86ZM90 109H92V108H90ZM102 109V108H101ZM143 109V108H142ZM153 109V108H152ZM158 109V108H157ZM167 109V108H166ZM171 109V108H170ZM175 109V108H174ZM195 109V108H194ZM262 109V108H261ZM34 110V109H33ZM32 110V111H33ZM104 110V109H103ZM148 110V112L149 111H151V110H149V109H147ZM159 110H162V109H160L159 108ZM168 110V109H167ZM201 110V109H200ZM31 111V110H30ZM29 111V112H30ZM50 112H52L53 113V116H50L49 114H47V115H43V116H41V119L40 120H38V121H36V122H32L31 120H24V119H20V120H14V119H11V114H9L8 112H7V114H9V115H7L6 114V116H5V114H4V116H2V114L0 115V264H17L18 262V264H20L21 262H22V260L24 259V260H26L25 259V257H22V256H20V258H19V256H17V255H23V256H25L27 253H25V254H23L22 253V249H21V251H16V250H19L20 249V247L22 248V244H20V241L22 240L24 243L26 242V241H29V237L27 236V233L28 232H30L29 230L31 229V226H34L35 224V228H36V226L37 225H39V227L41 226L42 227V225H43V227H45V226H47V227H49L48 229H50V233H51V231L54 233V234H56L57 232H58V235L60 236V237H62V238H64V239H66V240H64V241H68V239H70L71 240V238H72V236H73V234H74V232H75V230H79V228L81 227V225H80V227H79V224H80V218H78V217H82L84 214H80V215H76V213H74L75 214V216H77V217H72L73 215L70 213V212H67V210H64V208H66V206L67 207H70V205L68 206V205H61V203L62 202H64L67 198H68V193L69 192H67L68 190H66V188H65V186H66V182H58L59 180H63V179H61V178H63L64 176H67V175H69L71 172H74L75 170H77V169H80V168H85V169H88L89 168V166H90V164H92V163H95L96 164V167H97V169L98 170H96V171H98L97 173H99V179H100V183L102 184V186L104 187V186H106V185H108L109 183H111V184H113V188H112V190H110V191H112L115 195L117 194L118 195V197H117V201L119 200V199H122V200H124V195L122 196V192L119 190L120 188L122 189V187H120L119 189H118V187L119 186H117V183L118 182H116V181H120L119 180V174L117 173L116 175L114 174H112V173H110V172H107V170L106 171H104L105 169L101 166V164H102V161H101V158H102V156H103V154L101 153V149H102V147H101V145L100 146H95V144H93L92 145V143H91V141H90V139H89V137H88V134H89V127L91 126L89 123H87V121L90 119V118H88L87 116H84V115H74V116H70V117H65L67 114H70V113H72V110L71 109H68V110H60V111H58V109H50L49 110ZM48 111V112H49ZM121 111V110H120ZM123 111H125L126 112V110H122V112ZM145 111H146V108H145ZM157 111V110H156ZM20 112V111H19ZM111 112H113L112 110H111ZM124 112V113H125ZM152 112V111H151ZM194 112V111H193ZM196 112V111H195ZM22 113H25V112H22ZM156 113V112H155ZM157 113H159V111H157ZM161 113V112H160ZM80 114V113H79ZM109 114V113H108ZM107 114V115H108ZM115 114H116V112H115ZM144 114V113H143ZM148 114V113H147ZM146 114V115H147ZM152 114V113H151ZM258 114V113H257ZM13 115V114H12ZM122 115H124L123 113H122ZM142 114H140L139 116H141ZM145 115V114H144ZM145 115V116H146ZM155 115V114H154ZM161 115V114H160ZM159 115V116H160ZM169 115V114H168ZM260 115V114H259ZM263 115V114H262ZM120 116V115H119ZM129 116V115H128ZM167 116V115H166ZM65 117V118H64ZM105 117V116H104ZM114 117V116H113ZM124 117V116H123ZM143 117L144 116H142V119H143ZM146 117H148V116H146ZM141 118V117H140ZM156 118V117H155ZM161 118V117H160ZM173 118V117H172ZM203 118V117H202ZM108 119V118H107ZM130 119H131V117H130ZM110 120V119H109ZM111 120H112V118H111ZM118 120V119H117ZM145 120V119H144ZM143 120V121H144ZM152 120V119H151ZM171 120V119H170ZM219 120V122H221V123H226V121H225V119H218ZM103 121V120H102ZM101 120H100V124H101V122H102ZM158 121V120H157ZM172 121H173V119H172ZM204 121V120H203ZM216 121V120H215ZM234 122H236V120H233ZM119 122V121H118ZM124 122V123H123ZM125 122H127V118H122V123L123 124H125ZM139 122V121H138ZM141 122V121H140ZM261 122L264 124V120H261ZM99 123V122H98ZM130 123H132V121L130 122ZM99 124V125H100ZM107 124V123H106ZM117 124V123H116ZM141 124V123H140ZM146 125H147V123H145ZM263 124H262V126H260V127H263ZM88 125V126H87ZM95 125V124H94ZM109 125V124H108ZM114 125V124H113ZM112 125V126H113ZM120 125V124H119ZM138 125H139V123H138ZM207 125H208V123H207ZM261 125V124H260ZM122 126V125H121ZM133 126V125H132ZM132 126L130 125V127L132 128ZM97 127V126H96ZM103 127V126H102ZM102 127H101V129H102ZM115 125H114V129H115ZM119 127V126H118ZM124 127H126V125L124 126ZM214 127V126H213ZM105 128V127H104ZM104 128H103V130H104ZM108 128V127H107ZM106 128V129H107ZM127 128V127H126ZM135 129H136V127H135ZM143 129V128H142ZM180 129V130H179ZM214 129V130H213ZM115 130H117V129H115ZM123 130V129H122ZM137 130H138V132L139 131H141V128L140 127H138L137 126ZM147 130H148V128H147ZM147 130H145V131H147ZM151 130V129H150ZM157 130V129H156ZM95 131V130H94ZM105 131V130H104ZM127 131V130H126ZM125 131V132H126ZM131 131V130H130ZM154 132H155V129L153 130ZM153 131H151V132H153ZM165 131V132H166ZM262 131V133L264 134V128L261 130ZM143 132V131H142ZM141 132V133H142ZM148 132V131H147ZM93 133V132H92ZM91 133V134H92ZM108 133V132H107ZM112 133H113V131H112ZM116 133V132H115ZM120 133V132H119ZM134 133V132H133ZM141 133H140V135H141ZM159 133V132H158ZM168 133H169V131H168ZM173 133V132H172ZM103 134H105V133H103ZM117 134V133H116ZM136 134V133H135ZM143 134V133H142ZM171 134V133H170ZM170 134H168V135H170ZM106 135H108V134H106ZM118 135V134H117ZM151 135V134H150ZM160 135H162V133L160 134ZM164 135V134H163ZM163 135L161 136V137H163ZM166 135V134H165ZM173 135V134H172ZM171 135V136H172ZM97 136V135H96ZM110 136H111V134H110ZM119 136V135H118ZM128 136V135H127ZM126 136V137H127ZM139 136V135H138ZM141 136H143V135H141ZM145 136V135H144ZM155 133H154V139H156L155 138ZM158 137H159V135H157ZM103 137V136H102ZM106 137V136H105ZM104 137V138H105ZM109 137V136H108ZM130 137V136H129ZM128 137V138H129ZM132 137H134L133 135H132ZM136 138H137V136H135ZM160 137V138H161ZM95 138V137H94ZM113 138V137H112ZM111 138V139H112ZM145 138H147V137H145ZM151 138V137H150ZM159 138V139H160ZM169 138V137H168ZM171 138V137H170ZM169 138V139H170ZM97 139V138H96ZM106 139V138H105ZM114 139H115V137H114ZM125 139L126 138H124L123 139V141H125ZM142 139H144L143 137H142ZM141 138H140V140H142ZM93 140H95V139H93V137H92V141ZM113 140V139H112ZM133 140V139H132ZM135 140V139H134ZM147 140V139H146ZM158 140V139H157ZM161 140V139H160ZM159 140V141H160ZM185 140V139H184ZM114 141V140H113ZM118 141V140H117ZM117 141H116V143H117ZM121 141V140H120ZM119 141V142H120ZM120 142L119 143V147H121L122 149H125L126 150V148H128V147H126V144L124 143V142ZM156 141V140H155ZM261 141H262V143L264 144V137L261 139ZM101 142V141H100ZM115 142V141H114ZM113 142V143H114ZM136 142V141H135ZM134 142V143H135ZM142 142H143V140H142ZM141 142V143H142ZM104 143V142H103ZM115 143V144H116ZM131 143L132 142H130V145H131ZM144 143V142H143ZM146 143L148 144V142L146 141ZM154 143V142H153ZM157 143L158 144H160L158 141H157ZM223 143V144H222ZM107 144V143H106ZM128 144V143H127ZM146 144V145H147ZM150 144V143H149ZM167 144V143H166ZM165 144V145H166ZM91 145H92V147H91ZM114 145V144H113ZM139 145H142V144H140L139 143ZM155 145V144H154ZM168 145V144H167ZM94 146V147H93ZM111 146V145H110ZM118 146V145H117ZM128 146V145H127ZM151 146V145H150ZM115 147V146H114ZM118 147V148H119ZM143 147V146H142ZM145 147V146H144ZM149 147V146H148ZM161 147V146H160ZM159 147V148H160ZM89 148V149H88ZM106 148V147H105ZM132 148V145H131V147H130V149ZM138 148H140V147H138ZM155 148V147H154ZM165 148V147H164ZM104 149V148H103ZM102 149V150H103ZM120 149V148H119ZM141 149V148H140ZM146 149V148H145ZM145 149L143 148V150H144V153H145ZM166 149V148H165ZM56 150H59L60 151V153L59 154H56ZM109 151H110V149H108ZM116 150H117V148H116ZM135 150V149H134ZM142 150V151H143ZM149 150V149H148ZM130 151H132V150H130ZM151 151V150H150ZM149 151V152H150ZM104 152V151H103ZM114 152V154H115V151H113ZM113 152H111V154H113ZM122 152V151H121ZM134 152V151H133ZM132 152V153H133ZM141 152V151H140ZM148 152V151H147ZM154 152V151H153ZM106 153H107V151H106ZM106 153H104V154H106ZM119 153V152H118ZM131 153V152H130ZM129 153V154H130ZM131 153V154H132ZM137 153V152H136ZM91 154V155H90ZM110 154V153H109ZM109 154H107V155H109ZM134 154H135V152H134ZM148 154V153H147ZM150 154V153H149ZM148 154V155H149ZM122 155V154H121ZM126 155H127V152L125 151L124 152V154H123V156H125L126 157ZM147 155V156H148ZM119 155L118 154H116V158L118 157ZM139 156V155H138ZM114 156L111 158V159H113V158H115ZM122 157V156H121ZM120 157V158H121ZM131 157H132V155H131ZM146 157V156H145ZM153 157V156H152ZM152 157H150V159L152 158ZM135 159V158H134ZM148 159V158H147ZM147 159H145V160H147ZM150 159H149V161H150ZM88 160H91V162L89 163V161ZM106 160V159H105ZM113 160H115V159H113ZM112 160V161H113ZM183 160V159H182ZM69 161H75V163L74 164H72V165H70L69 166V164H67ZM118 161V160H117ZM120 161V160H119ZM118 161V162H119ZM131 161L133 162V158H131ZM117 162V163H118ZM116 163V162H115ZM116 163V164H117ZM120 163V162H119ZM119 163H118V165H119ZM128 163V162H127ZM134 163V162H133ZM137 162H135V164H136ZM143 163V162H142ZM145 163H148L147 161L145 162ZM153 163H154V161H153ZM68 166H67V165ZM104 164V163H103ZM114 164V163H113ZM137 164H139V163H137ZM115 165V164H114ZM117 165V166H118ZM132 165V164H131ZM143 165V164H142ZM150 165V163L148 164V166ZM153 165V164H152ZM93 166V165H92ZM116 166V165H115ZM151 166V165H150ZM166 166V165H165ZM95 167V168H96ZM104 167H106V166H104ZM112 167V166H111ZM119 167V166H118ZM122 166H120V168H121ZM174 167V166H173ZM35 168H37L38 170H39V173H35L34 172V169ZM91 168V167H90ZM107 168H109V167H107ZM115 168V167H114ZM113 168V169H114ZM131 168V167H130ZM129 168V169H130ZM134 168V167H133ZM84 169V170H85ZM118 169V168H117ZM126 169V168H125ZM137 170H139L140 169V167H139V169L138 168H136ZM149 169V167L147 168V170ZM150 169H151V167H150ZM122 170V169H121ZM135 171V173L137 172H139V171ZM147 171L146 170V168H142V177H143V171ZM78 171V170H77ZM81 171H83V170H81ZM88 171V170H87ZM110 171V170H109ZM127 171H128V169H127ZM127 171H124V172H126L127 173ZM130 171V170H129ZM178 171V170H177ZM80 172V171H79ZM89 172V171H88ZM91 172V171H90ZM133 172V171H132ZM141 172V171H140ZM139 172V173H140ZM148 172H149V170H148ZM151 172V171H150ZM164 172V171H163ZM84 173V172H83ZM116 173V172H115ZM130 173V172H129ZM146 173V172H145ZM155 173V172H154ZM86 174H88V173H86ZM92 174V173H91ZM91 174H90V176H91ZM74 175V174H73ZM89 175V174H88ZM121 175V174H120ZM126 175V174H125ZM124 175V176H125ZM132 176V177H134V175H130V174H127L126 176ZM136 175V174H135ZM151 175H152V173H151ZM123 176V175H122ZM126 176H125V178H123V179H126ZM129 176H128V178H129ZM136 176H138L139 177V175L137 174ZM153 176V175H152ZM178 176V175H177ZM69 177V176H68ZM131 177V178H132ZM138 177H136V180L138 179ZM145 177V176H144ZM147 177V176H146ZM151 177V176H150ZM92 178V177H91ZM94 178V177H93ZM98 178V177H97ZM96 178V179H97ZM73 179H79V178H76V176H75V178H73ZM98 179V180H99ZM145 179H147V181H148V178H145ZM150 179V178H149ZM92 180V179H91ZM131 180V179H130ZM136 180H132V184L134 185L135 183H136ZM140 180V179H139ZM144 180V179H143ZM66 181V180H65ZM78 181V180H77ZM83 181H85V179L83 180ZM122 181V180H121ZM135 181V182H134ZM138 181V180H137ZM152 182H153V180H151ZM74 182H75V180H74ZM73 182V183H74ZM90 183H91V181H89ZM97 182V181H96ZM115 182V183H114ZM141 182H142V180H141ZM148 182H150V181H148ZM147 182V183H148ZM67 183H68V180H67ZM80 183V182H79ZM87 183V182H86ZM130 183V182H129ZM140 183V181H138L136 184L138 185ZM146 183V180H145V184H147ZM151 183V182H150ZM150 183H149V185H150ZM80 184H82V183H80ZM93 183H91V185H92ZM119 184H121L120 182H119ZM70 185V184H69ZM72 186H73V184H71ZM77 185H79L78 183H77ZM90 185V184H89ZM122 185H123V183H122ZM121 185V186H122ZM125 185V184H124ZM148 185V184H147ZM147 185H144L143 187L145 188V186H146V188L147 189H149L148 187H147ZM86 186V185H85ZM94 186V185H93ZM92 186V187H93ZM140 186H141V184H140ZM80 186H78V188H79ZM125 187V186H124ZM123 187V188H124ZM131 187V186H130ZM135 187V186H134ZM176 187H178V188H183V190H181L180 189V191L179 192H173L171 195H169V197L168 196H162L161 194L163 193V191L165 190V189H173V188H176ZM95 188H96V186H95ZM108 188H109V186H108ZM137 188H138V186H137ZM137 188H134V190L136 191V192H133V193H135V195L132 193V195L130 196V197H128L129 198V202L130 203H132L131 205H141V206H143V205H147V202H149L148 200H143V201H141L140 199H142V198H140V199H138V195L136 194L137 192L139 193V192H141V189H140V191H137L138 189ZM143 188V189H144ZM245 188V189H244ZM80 189V192H81V188H79ZM79 189H77V190H79ZM88 189V188H87ZM92 189V188H91ZM98 189V188H97ZM104 189H106V188H104ZM90 190V189H89ZM94 189H92L91 191H93ZM107 190V189H106ZM105 190V191H106ZM186 192H185V191ZM187 190H189V191H191V193H192V195H191V197H189L188 195H187ZM60 191V192H59ZM90 191V193L92 194V192ZM104 191V190H103ZM127 191H128V189H127ZM126 191V192H127ZM145 191H146V189H145ZM145 191H144V193H145ZM173 191H175V190H173ZM188 191V192H189ZM86 192V191H85ZM151 192V191H150ZM149 192V193H150ZM59 193H61V196L60 195H58ZM63 193V194H62ZM89 193V192H88ZM89 193V194H90ZM98 193V192H97ZM77 194H79V193H77ZM85 194V193H84ZM112 194V193H111ZM110 193L108 194V196L109 195H111ZM142 194V193H141ZM140 194V195H141ZM58 195V196H57ZM105 195H106V193H105ZM114 195V196H115ZM145 195V194H144ZM152 195L150 194H148V196H150V198L152 197ZM164 195V194H163ZM147 196V195H146ZM194 196V197H193ZM72 197V196H71ZM86 197V196H85ZM93 197V196H92ZM100 197H102V196H100ZM113 197V196H112ZM120 197V198H119ZM142 197V196H141ZM72 198H74V197H72ZM88 198V197H87ZM86 198V199H87ZM98 198H99V196H98ZM97 197H96V202H97V199H98ZM115 198V197H114ZM156 198V199H155ZM111 199V198H110ZM127 199V198H126ZM146 199H149V197H147ZM158 199H160L161 200V202L159 203L158 201H160V200H158ZM63 200V201H62ZM75 200L76 199H74V202H75ZM83 200V199H82ZM105 200V199H104ZM67 201V200H66ZM87 201V200H86ZM98 201H100V199H98ZM102 201H103V199H102ZM101 201V202H102ZM111 201V200H110ZM114 201H115V199H114ZM113 201V205L114 206H117V204H119V203H117V201H116V203ZM147 201V202H146ZM61 202V203H60ZM105 202V201H104ZM106 202H107V200H106ZM152 202V201H151ZM67 203V202H66ZM70 203V202H69ZM82 203V202H81ZM85 203V202H84ZM83 203V204H84ZM90 203V202H89ZM97 203H99V202H97ZM103 203V202H102ZM154 202H152V204H153ZM65 204V203H64ZM77 204V203H76ZM78 204H79V202H78ZM125 204V203H124ZM124 204H122V205H124ZM42 205H51V207H49L48 206V208L47 209H43L42 208ZM111 205V204H110ZM109 205V206H110ZM156 205V206H157ZM188 205H191V207L190 206H188ZM192 205H196V206H192ZM73 206V205H72ZM80 206H81V204H80ZM79 206V207H80ZM87 206V208H89V206H88V204L86 205ZM93 206V205H92ZM100 206V205H99ZM105 206H106V209H108V207H107V204L106 205H104V207H103V209L105 208ZM121 206V205H120ZM119 206V207H120ZM128 206V205H127ZM45 207V206H44ZM74 207V206H73ZM76 208H77V206H75ZM82 207V206H81ZM80 207V208H81ZM94 207V206H93ZM111 207V206H110ZM126 207V206H125ZM146 207V206H145ZM152 207V206H151ZM171 208H172V206H170ZM98 208H100V207H98ZM114 208H116V207H114ZM121 208V207H120ZM120 208H116V209H118V210H120ZM133 208H136V207H133ZM156 208H158V207H156ZM156 208L154 209L155 211H156ZM165 208V207H164ZM72 209V208H71ZM95 209V208H94ZM97 209V208H96ZM110 209H112V208H110ZM115 209V211H118V210H116ZM126 209V208H125ZM131 209V208H130ZM136 209H138V208H136ZM169 209V208H168ZM173 209V208H172ZM79 210V209H78ZM91 210V209H90ZM158 210V209H157ZM160 210V209H159ZM167 210V209H166ZM174 210V209H173ZM250 211V214H249V216H247L246 214L244 215V211ZM79 211H81V210H79ZM100 211V210H99ZM102 212H103V210H101ZM107 211H109V210H107ZM112 211V210H111ZM114 211V212H115ZM135 211V210H134ZM152 211V210H151ZM155 211H154V214H155ZM168 211V210H167ZM166 211V212H167ZM83 212V211H82ZM86 212V211H85ZM102 212H101V214H102ZM120 212V211H119ZM143 212V213H142ZM170 212V211H169ZM84 213V212H83ZM89 213V212H88ZM91 213H92V211H91ZM91 213H90V215H91ZM99 214H100V212H98ZM97 213V215H95V216H98L99 214ZM104 213V212H103ZM107 213V212H106ZM110 213V212H109ZM118 213V212H117ZM123 215H125V212L123 211ZM138 213V212H137ZM141 213H142V215H145L144 214V211H143V208H142V211H141ZM111 214H112V217H114L115 219H116V217L115 216H113V212H111ZM114 214H116V213H114ZM120 214H121V212H120ZM119 214V215H120ZM140 214V213H139ZM156 214H160V213H156ZM164 215H165V211H164V213H163ZM167 214V213H166ZM169 215H171L170 213H168ZM57 215H60L61 217L60 218H57L58 216ZM88 215V214H87ZM104 215V214H103ZM109 215V214H108ZM131 215V214H130ZM129 215V216H130ZM134 215V214H133ZM136 215V214H135ZM141 215V214H140ZM141 215V217H144V216H142ZM168 215V216H169ZM106 216V215H105ZM128 215L126 214L124 217L126 218ZM159 216V215H158ZM158 216H156V217H158ZM166 217H167V215H165ZM119 217H121V215L120 216H118L117 218L119 219ZM123 217V216H122ZM123 217V218H124ZM153 217V216H152ZM155 215H154V220H155ZM159 217H162V215H160ZM164 217V216H163ZM73 218V219H72ZM94 218H96V217H94ZM92 216H91V219H92V221H94L95 219H94ZM128 218V217H127ZM134 218V217H133ZM87 219V218H86ZM86 219H85V221H86ZM94 219V220H93ZM114 219V220H115ZM121 219V218H120ZM129 219V218H128ZM128 219H126V220H128ZM144 219V218H143ZM142 219V220H143ZM166 219V218H165ZM167 219H169V218H167ZM166 219V220H167ZM172 219V218H171ZM175 219V218H174ZM82 221H84L83 219H81ZM107 220V219H106ZM113 220V221H114ZM125 220V221H126ZM134 220V219H133ZM146 220L147 221H149L147 218H146ZM159 220H161V219H159ZM170 220V219H169ZM177 220V219H176ZM103 221V220H102ZM111 221H112V219H111ZM125 221H121V223L119 222V224L121 225L122 224V222L124 223ZM132 221V220H131ZM136 221V220H135ZM153 221V220H152ZM87 222V221H86ZM88 222H89V220H88ZM97 222H99V221H97ZM105 222V221H104ZM103 222V223H104ZM115 222H116V220H115ZM117 222H118V220H117ZM150 222H151V219H150ZM168 222V221H167ZM90 223V222H89ZM126 223V222H125ZM124 223V224H125ZM130 223V222H129ZM102 224V223H101ZM106 224V223H105ZM114 225L115 223L113 222H111V225ZM117 224V223H116ZM116 224H115V226H116ZM128 224V223H127ZM131 224H132V222H131ZM136 224V223H135ZM139 224H140V222H138V226H139ZM142 224V223H141ZM146 224H148L147 222H146ZM170 226L172 225V224H170V222L168 223ZM89 225V224H88ZM120 225H118V227L120 226ZM155 225V224H154ZM208 225H214L215 226V228H214V231H213V233H212V231L211 230H213V229H211V230H203V229H201V227L202 226H208ZM85 226V225H84ZM83 226V227H84ZM87 226V225H86ZM98 226V225H97ZM96 226V227H97ZM104 226V225H103ZM109 226V225H108ZM124 226H127L126 224L124 225ZM143 225H141V227H142ZM151 226V225H150ZM167 226V225H166ZM185 226V225H184ZM40 227V228H41ZM43 227L40 229L41 231L42 230H44L43 229ZM96 227H93L94 229H96ZM117 227V228H118ZM123 227V226H122ZM129 227V226H128ZM136 227V226H135ZM144 227V230H145V226H143ZM152 227H153V225H152ZM154 227H156V225L154 226ZM173 227H174V225H173ZM87 229H88V227H86ZM91 228V227H90ZM97 228H99V226L97 227ZM121 228V227H120ZM125 228V227H124ZM130 228V227H129ZM138 228L140 229V230H143V229H141L140 227H137L136 229L137 230H134V231H132L133 233L136 231V232H138L139 230H138ZM151 228V227H150ZM165 228H167V227H165ZM33 229V228H32ZM39 229V228H38ZM37 229V230H38ZM75 229V230H74ZM114 229H116V227L115 228H113V232L115 231ZM122 229V228H121ZM120 229V230H121ZM126 229H128V228H126ZM134 229V228H133ZM133 229H131L130 228V230H133ZM154 228H152V230H153ZM170 229H171V227H170ZM176 229V228H175ZM36 230V229H35ZM34 230V231H35ZM84 234H85V232L83 231V229H82V227H81V229H80ZM92 230V229H91ZM156 230H158V229H156ZM162 229H160L159 231H161ZM168 230H169V227H168ZM178 230V229H177ZM39 231V230H38ZM45 231V230H44ZM80 231V232H81ZM98 231V230H97ZM112 231V230H111ZM125 231V230H124ZM123 231V232H124ZM128 231V230H127ZM148 231V230H147ZM146 231V232H147ZM162 231H164V229L162 230ZM161 231V232H162ZM174 230H172V232H173ZM183 231V230H182ZM32 232V231H31ZM81 232V233H82ZM116 232V231H115ZM122 232V231H121ZM120 232V233H121ZM130 232V231H129ZM131 232V235H133V233ZM144 232V231H143ZM142 232V233H143ZM179 232V231H178ZM177 232V233H178ZM17 233L19 234H21L22 236H21V238L20 237H18L17 236ZM82 233V234H83ZM112 233V232H111ZM128 233V232H127ZM139 233V232H138ZM141 233V234H142ZM150 234H151V232H149ZM157 233H158V231H157ZM165 233H166V231H165ZM176 233V234H177ZM29 234V233H28ZM33 235H35V234H37V232H33L32 233ZM78 234V233H77ZM109 234V233H108ZM135 234V233H134ZM147 234H148V232H147ZM147 234H146V236H147ZM168 234V233H167ZM174 234V233H173ZM221 234V236H222V238H220L219 237V235ZM31 235V234H30ZM42 235H43V233H42ZM121 235H122V233H121ZM127 235H130V233L129 234H127ZM155 235V234H154ZM170 234H168V236H169ZM40 236H41V234H40ZM45 236V235H44ZM43 236V237H44ZM46 236H49V235H46ZM46 236H45V238H46ZM50 236H51V234H50ZM55 236V235H54ZM80 236V235H79ZM78 236V237H79ZM81 236H83V235H81ZM80 236V237H81ZM95 236V235H94ZM108 236H111L110 234L108 235ZM114 236V235H113ZM117 236V235H116ZM123 236H126V232H125V235H123ZM137 236H138V234H137ZM145 237V235H142L141 237ZM33 237V239H35L36 238V240L38 239V237H39V235H37V237H36V235H35V238H34V236H31V238ZM42 237V238H43ZM74 237V236H73ZM76 237V236H75ZM78 238V239H81V240H83L84 238L83 237H81V238ZM84 237H86L87 238V236H84ZM89 237V236H88ZM115 237V236H114ZM122 236H120V238H121ZM130 237V236H129ZM141 238L140 240L141 241H143L142 239H145V238ZM155 237V236H154ZM153 237V238H154ZM162 237V236H161ZM172 237V236H171ZM175 237V236H174ZM217 237H218V239H217ZM41 238V237H40ZM47 238H49V237H47ZM94 238V237H93ZM117 238H119L118 236H117ZM131 238V237H130ZM134 238V237H133ZM139 238V237H138ZM164 238H165V236H164ZM54 239H56V238H54ZM58 239H59V237H58ZM73 239V238H72ZM90 239V238H89ZM110 239V238H109ZM108 239V240H109ZM123 239V238H122ZM150 238H147V241L149 240ZM155 239V238H154ZM153 239V240H154ZM162 239H163V237H162ZM171 239V238H170ZM175 239H177V237H175ZM179 239V238H178ZM24 240H26V241H24ZM43 242L44 241H48V239L47 240H43V239H41ZM50 240V239H49ZM75 240V239H74ZM135 240V239H134ZM146 240V239H145ZM151 240V239H150ZM152 240V241H153ZM185 240H187V239H185ZM21 241V242H22ZM41 241V242H42ZM53 241V240H52ZM56 241L58 242V240L56 239ZM60 241H62L61 240V238H60ZM76 241H77V239H76ZM92 241V240H91ZM91 241H89V243L91 242ZM96 241H97V239H96ZM105 241V240H104ZM110 241V240H109ZM115 241V240H114ZM116 241H117V239H116ZM118 241H119V239H118ZM129 241V240H128ZM146 241V243H148ZM40 242V244L42 245H40L41 246V248H43V249H46V250H48L47 248H49V250H50V246H46V244H42ZM63 242V241H62ZM72 242V241H71ZM82 242V241H81ZM130 242V241H129ZM157 243H158V241H156ZM155 241H154V243H156ZM163 242V241H162ZM164 242H165V239H164ZM186 242H188V241H186ZM30 243V242H29ZM32 243V242H31ZM50 243V242H49ZM59 243V242H58ZM65 243V242H64ZM73 243H75V242H73ZM79 243L80 242H78L77 244L79 245ZM83 243H84V240H83ZM95 243V242H94ZM109 243V242H108ZM124 243V244H123ZM122 243V246H124L125 245V243H127L126 241H124ZM140 244H141V242H139ZM150 243L151 242H149L148 244H149V246H150ZM154 243H152L151 245H153ZM156 243V244H157ZM168 243H170V241L168 242ZM173 243V242H172ZM184 244H185V242H183ZM192 242L190 241L189 242V244L190 245H193V243L191 244ZM18 245V247H17V245ZM19 244H20V247H19ZM33 244V243H32ZM60 244V243H59ZM80 244H82V243H80ZM112 244V243H111ZM115 244H116V242H115ZM130 243H128V245H129ZM138 244V243H137ZM143 244H144V242H143ZM147 244V245H148ZM163 244V243H162ZM176 244V243H175ZM178 244V243H177ZM181 244V243H180ZM188 243H187V245L185 244V245H183V246H188L189 245ZM16 245V247H17V249H16V247H14ZM25 245L26 244H24V247H25ZM29 244H27L26 246H28ZM31 245V244H30ZM29 245V246H30ZM58 245V244H57ZM62 245H63V243H62ZM78 245H76L75 244V251L77 252L78 250H76V249H78ZM85 245V244H84ZM91 245V244H90ZM101 245V244H100ZM127 244L125 245V246H128ZM155 245V244H154ZM153 245V246H154ZM161 245V244H160ZM160 245L158 244V247H160ZM165 246H166V244H164ZM171 245V244H170ZM189 245V246H190ZM33 247H34V245H32ZM78 246V247H77ZM81 246V245H80ZM86 246V245H85ZM85 246L83 247V248H85ZM89 246V245H88ZM93 246V245H92ZM109 246V245H108ZM116 246V245H115ZM135 246V244L133 245V247ZM144 246V245H143ZM146 246V245H145ZM145 246H144V249H145ZM148 246V247H149ZM162 246V245H161ZM164 246V247H165ZM169 246V245H168ZM178 245H176L175 247H177ZM179 246H181V245H179ZM33 247H31L32 249H31V252L32 253H36L35 252V250L36 251H39V249H41V248H33ZM52 247V246H51ZM59 247V246H58ZM77 247V248H76ZM98 247V246H97ZM97 247H95V248H97ZM99 247H101V246H99ZM117 247H118V245H117ZM129 247H131V246H129ZM157 247V248H158ZM163 247V248H164ZM186 247H183V249L185 250V248ZM192 248H193V246H191ZM190 247V248H191ZM27 248V247H26ZM29 248V247H28ZM54 248V247H53ZM69 248V247H68ZM109 248H111V247H109ZM116 248V247H115ZM126 247H124L123 249H125ZM128 248V247H127ZM126 248V249H127ZM153 248V247H152ZM171 248H173V247H170V249ZM181 248H182V246H181ZM181 248H179V250L181 249ZM189 247H187L186 249V251L187 252H190V248L188 249ZM191 248V249H192ZM24 249V252H25V248H23ZM30 249V248H29ZM29 249H28V251H29ZM35 249V250H34ZM131 249V248H130ZM140 249V248H139ZM156 249V248H155ZM175 249V248H174ZM193 249H195V251L194 252H197V254H195V255H193V256H195V257H197V260L199 261V263L201 264L202 262L200 261L202 258H203V256H201V255H198V254H200V252H198L197 250V248L196 247H194ZM52 250H54V249H52ZM89 250V249H88ZM93 250V249H92ZM95 250V249H94ZM93 250V251H94ZM100 250V249H99ZM118 250H120V249H118ZM117 250V253L119 252ZM142 250H143V248H142ZM141 250V252H137L138 253V255H139V257H140V260H141V257L142 256H144V255H142L141 256V253L143 252L144 253V251H142ZM157 250H159V248L157 249ZM167 250V252H165L164 250H162L163 251V253L161 254V259H159V258H155V256H154V254H153V256H154V258L155 259H159V261H156L157 263H159V264H168V262L170 261V259L172 260V258H173V255H171L170 253H172L171 252V250H170V252H169V254H168V251H169V247L166 249ZM42 251V250H41ZM51 251V250H50ZM55 251H56V249H55ZM57 251H59V250H57ZM71 251V250H70ZM84 251H86L85 253L87 254L86 256L88 257H90V255H88V253L89 252H87V249L85 248L84 249ZM105 251V250H104ZM109 251V250H108ZM113 251L116 253V250L113 248ZM123 251V250H122ZM125 252H127L126 250H124ZM124 251L121 253V251L118 253V254H123V255H125L124 254ZM140 251V250H139ZM152 251V250H151ZM160 251V250H159ZM176 251H178L177 249H176ZM175 251V252H176ZM203 251V252H202ZM16 252V256H15V254H14V256H12V253H15ZM19 252H21V253H19ZM27 252V251H26ZM30 251H29V253L27 254V256H29L30 254H31V259H29V261L32 263V264H34V263H41V262H34V259L35 260H37L38 261V259H37V257L39 258V260L41 261V259L42 258H45L44 256L46 255V253L43 251L41 254L42 255H44L43 253H45V255L44 256H42V255H40L42 258L40 259V256H37L36 257V255H38V253H36V255L35 254H33L34 256H35V258H33L32 259V253H31ZM53 252V251H52ZM110 252H111V250H110ZM131 252V251H130ZM129 252V253H130ZM133 252V251H132ZM131 252V253H132ZM157 251H155V253H156ZM180 252H181V250H180ZM179 252V253H180ZM50 253V255L52 254L51 252H49ZM55 253H57V255H59L58 257L60 258L61 256H60V254L58 253V252H55ZM71 253V252H70ZM84 253V254H85ZM101 254H102V251L100 252ZM99 253V254H100ZM113 253V252H112ZM115 253H114V256H115ZM129 253H127L126 255H128ZM142 253V254H143ZM159 252H157L156 254H157V256H159V254H158ZM184 253V252H183ZM190 253H192V250H191V252ZM190 253H188L189 254V256H188V254L187 253H185V255L186 256H188L187 257V259L186 260H188L189 261V257L191 256V257H193ZM40 254V253H39ZM75 254V253H74ZM84 254H83V256H84ZM90 254V253H89ZM109 254V253H108ZM116 255V258H122L123 257V255ZM174 254V253H173ZM54 255V254H53ZM56 255V256H57ZM67 255V254H66ZM76 255V254H75ZM95 255V254H94ZM105 255H107V254H105ZM125 255V256H126ZM132 255V254H131ZM137 255V254H136ZM182 256V255H177L178 257H180V256H182L183 258H186V256ZM65 256V255H64ZM70 257H67V258H65L67 261L69 260L68 258H72V260H70V261H73L75 258H78V256L77 257H73L72 256V254L71 255H69ZM72 256V257H71ZM81 257H83L82 256V254L80 255ZM86 256L85 257H83V258H81V260L83 259V260H88L89 259V261H90V259L93 257H91V258H87V259H84V258H86ZM96 256V255H95ZM113 256V255H112ZM114 256H113V258L111 257V260H114V259H116V258H114ZM122 256V257H121ZM124 256V257H125ZM134 257H133V259H135V254L133 255ZM199 256H201V258H198ZM98 257V256H97ZM176 257V256H175ZM48 258V257H47ZM46 258V259H47ZM58 258V259H59ZM101 258H102V256H101ZM100 258V259H101ZM110 257H108V259L106 258V256H105V259H107V260H109L110 261V259H109ZM131 258V257H130ZM137 258H138V256H137ZM154 258H152V252H147L146 253V256L144 257V259H143V262H141L142 264L144 263V264H152L153 262H152V259H154ZM182 258V259H183ZM208 258L206 259L207 261H210V260H208ZM49 259H50V257H49ZM52 259H55V258H52ZM57 259V258H56ZM60 259H63V258H60ZM98 259V258H97ZM99 259V260H100ZM104 259V258H103ZM102 259V260H103ZM123 259H125V263L124 264H127L128 262V256L126 257V258H123ZM126 259H127V261H126ZM133 259H130V261L131 262H133L134 260ZM167 259H169V261H167ZM177 259V258H176ZM191 259H193V258H191ZM204 259V258H203ZM21 262H20V261ZM23 260V262L21 263V264H23L24 262H26L27 263V260L26 261H24ZM43 261H45V259H42ZM64 260V259H63ZM62 260V261H63ZM75 260H79V259H75ZM102 260H100L102 263H104ZM138 261H137V263L138 264H140L139 263V258L137 259ZM205 260V259H204ZM203 260V261H204ZM28 261V262H29ZM42 261V262H43ZM92 262H93V260H91ZM106 262V263H110L111 264V262L112 261H110V262ZM116 261H117V259H116ZM173 261V260H172ZM172 261H171V263H172ZM198 261H196L197 263H198ZM207 261H205L206 263H207ZM212 261V260H211ZM34 262V263H33ZM47 261H45V263H46ZM49 262V261H48ZM94 262H95V260H94ZM98 262V261H97ZM100 262V263H101ZM120 264H123V263H121V259H120V261H118ZM135 262H136V260H135ZM185 262V261H184ZM190 262V261H189ZM189 262L187 263V264H189ZM26 263H24V264H26ZM30 263V264H31ZM45 263H42V264H45ZM54 263H55V261H54ZM114 263H115V261H114ZM118 263V264H119ZM28 264V263H27ZM49 264V263H48ZM85 264V263H84ZM89 264H91V262H89ZM98 264H99V262H98ZM113 264V263H112ZM116 264V263H115ZM133 264V263H132ZM135 264V263H134ZM153 264H155V262L153 263ZM173 264V263H172ZM205 264V263H204ZM208 264V263H207ZM209 264H211L210 262H209ZM213 264H214V261H213Z\"/></svg>",
  "mask_w": 264,
  "mask_h": 264
},
{
  "label": "crops",
  "instance_id": "crops-1",
  "mask_svg": "<svg viewBox=\"0 0 264 264\" xmlns=\"http://www.w3.org/2000/svg\"><path fill=\"white\" fill-rule=\"evenodd\" d=\"M262 8H264V6H262ZM257 34H258V37H257V41H255L254 43V52H257V54L259 53L258 57L260 60V64L262 66V71L261 73L254 74V96H255L254 102L256 103V104L254 103L255 105L254 106V124L256 125V129H259V131L261 132V130L264 128V124L261 122V120H264V111H262L264 110V107H263L264 106V94H261L262 91L264 90V30L263 29L259 30ZM256 89L258 93L256 92ZM259 90H261V92ZM257 95H261L262 97L257 96ZM258 106L261 107L262 109L259 108ZM262 124H263V127H260L262 126ZM262 138L263 136L259 139V141H261Z\"/></svg>",
  "mask_w": 264,
  "mask_h": 264
}]
</instances>
